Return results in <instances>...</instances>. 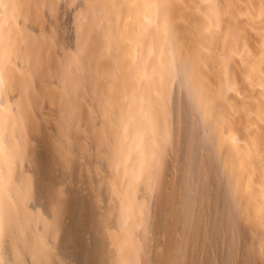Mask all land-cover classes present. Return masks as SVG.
Here are the masks:
<instances>
[{"label": "rangeland", "instance_id": "rangeland-1", "mask_svg": "<svg viewBox=\"0 0 264 264\" xmlns=\"http://www.w3.org/2000/svg\"><path fill=\"white\" fill-rule=\"evenodd\" d=\"M29 1V0H28ZM34 2L33 4V12H32V18H35L33 19V22L36 23L34 24V29H37L35 31V36L37 37V41H36V45L33 43L32 46H34V48L32 47V50L35 52L34 56H36L35 58L38 60H36L37 62L35 63L36 65L33 64V76H36L34 77V81L36 82H33L34 85H43V80L45 81L46 77L45 76H48L46 75V73L44 72V68H43V64L44 65H49L48 66L50 68V74H49V83H52L54 82V84H50V89L52 87V90H50V104H51V112L52 114H54V118L56 119V121L54 120V123L53 124V128L51 131L55 130V128L58 130L61 129L63 131H61L65 136L62 135V137H67V135L69 137V139L67 138H64V139H67L66 141H64V139H62L61 141V138H60V130L57 131V135L54 134V132H50L48 131V129L46 128V125H38L40 127L37 128V125H34L33 124L31 125V123H29V121L27 122L26 121V124H27V128L29 129V132H30V129L32 128V131L31 132H34L36 133V137H38L37 142L39 146L43 147L41 151V155L43 156V159L45 158L44 160V166L46 167L45 170L47 169H54V171H57L59 170L58 173H61V172H64L65 174V171H69L67 172L63 177V173H61L62 177H63V182L66 184H68L67 186L65 184H63V186L65 185V187L63 189H65V193L67 194H64V190L63 192L61 191V193L59 194V196H57V199H56V202H54V204H57V205H54V206H57L55 209H58L59 207V213L56 212L55 210V214H57V216L60 214L61 217H59L60 219H58L57 221L59 222V224H55L56 227H54L55 225H53V228H55L54 230H57L53 233V229L51 230L52 232L50 233L51 236L53 237H57V239H53L52 240V237L49 238L51 242V246H58V247H61L57 250V252L60 253V250L62 251V258L57 254V252L54 254V250H52L53 253H51L48 256L50 258H48V256L46 255L45 258H46V261H44V264H47L46 262H48V264H51L50 261L52 262V264H107L108 262H110L111 260L108 259L109 257H113L112 260H114L115 258H118V255H117V252L118 251V254L121 252V250L124 252V254L122 255V252L120 253L123 258H124V255L127 252V250L129 249V258H127L128 256H126L125 261L124 259L123 262L125 264H156V262H158V264H161V262H165V264H264V235H262V233L264 234V231L262 232V230H264V223L262 225V223H260V219H256L258 221H251L250 219L247 218V207H249L250 203H251V196L249 193H246L245 192V188L242 184L243 181V178H245L244 176L248 177L250 174V167H248L247 171L249 170L248 173H246L247 171H244L243 170H246L244 169V164L247 163V155H245V152L244 149L241 148L240 144H237L236 141H235V144H234V138H232L231 136H236L235 140H242L244 137H246V127L244 125V123L242 121H240L239 118H242L241 116L243 115L244 117V114L246 116V119H248V114L247 112L245 111L246 108H247V111L248 109L251 107H249V105H253L252 100H254V94L251 95L252 91H256L257 89H260V87H264V75L262 73H260L261 71H263L264 73V69H263V63H264V59L260 61V64L257 66V62L259 61H255V66H251L253 63V59L252 57H250V59H246V50L249 49V45H247L245 48L244 46H238V43L239 41H241L242 39L244 40V38L246 39L245 43L243 44V42H239L241 44L239 45H245V44H251V41L249 42V40H247V37L249 36V39H250V35L247 32V29L245 28V26L242 24L243 22L241 21H236V20H241V17H242V12L244 10L247 11L245 13V15L248 16V14L252 15V10L250 9L249 4L246 5V3L248 2H244V1H247V0H243V1H235V0H209V5L208 3L206 5H204V1H202L200 4L201 7H205L207 6V10L209 9V13L207 11V14L209 15V18H210V22L212 25L214 26H210L212 27V29H210L209 31V40L210 41H213L215 40L217 37H220V40L221 42H223L225 40V42L228 41V44H225L224 42L222 44H225L222 45L220 44L221 47L224 46L225 50H221L219 48V51L222 52V54H224L223 56L225 58H227V60H225V64L227 66L224 67V73H225V78L223 77V79H220V82H215L216 83V86L219 87L220 85L224 88H221L219 87L218 89H222L221 91H218V93L220 92L222 95L224 96H219L218 97L221 99H218V102H216L217 100H213L211 101V105L215 108H220L221 112L219 111V109L216 111V114L214 113L213 116L214 117H208L206 116V110L208 109L207 107L208 106H205V102H203L204 98L202 99V95L201 94L199 96V92H195V90L193 91V88H191L189 86V83H188V73H192V74H196L198 73L197 71H193V69H186L184 68V64L182 62H180L179 59H177V57L175 56H172L171 59H169L168 57L167 60L169 59L168 63L165 62L166 64V67L167 66H170L169 68V71H171L173 74H175L176 76H179L180 78L183 77L184 79V82H182L178 87H174L176 88V90L174 88H172V84L169 83V80H167L168 84L166 85L165 82H164V96L161 95L160 98L162 99V103L165 104L162 106L164 107L163 108V116L162 118H160V125L158 126V129L160 128V130H157V134H154L153 131L155 128V120H150L149 122L151 123V125L149 126V130L153 129L151 132H149V134L147 133L146 137H145V144L147 143H150V141H153V144L151 145H154V146H151V145H146L148 146L149 150H152L150 153V155L147 154V159L149 161H151L150 163H152L151 165H149L150 167L146 168L145 169V172L148 171V173H146L147 175H143L145 176L146 178V181L145 178L143 176H137L138 177V180L137 182L139 183L138 186H135L133 187V185H130L129 188L131 189H127V182H125V180H123L122 178L125 177L123 176L124 174L122 173L121 174V171H114L113 168H112V165H111V147L108 146L110 145L109 142V139L107 138V136L105 137L106 133L102 134V130L105 129V127H109L108 129H110V125L111 122L113 123V121L115 120V116L116 115H113L114 114L112 112V109L111 111L110 108L108 106H110V102L109 99L110 97H106L108 95V93H110L109 91L111 90L110 88L113 89V84L107 80V78L105 77V68L104 66L106 67V65L104 64V61L107 59V57L110 56V53L111 51L108 50V45L106 44L105 41H101V42H98L100 40V37H104L105 38V35L104 33H107L106 31V27H111L112 24V18L113 16H111L113 10L112 8H114V3L113 1L116 2V0H30V2ZM51 1V2H50ZM96 3H95V2ZM106 1V2H105ZM110 3H109V2ZM112 1V2H111ZM201 1V0H200ZM223 1V2H221ZM233 1L234 4H231V2ZM241 2V4L238 2ZM74 2V3H73ZM237 4H236V3ZM243 2V3H242ZM50 3L52 5H50ZM55 3V4H54ZM76 3V5H75ZM100 3V4H99ZM102 3V4H101ZM213 3V5H212ZM219 3V4H218ZM222 3V4H221ZM31 4V3H30ZM96 4V5H95ZM98 4V5H97ZM109 6H108V5ZM113 4V5H112ZM216 4V6H215ZM244 4V5H243ZM55 5V6H54ZM228 5L229 7H226V9L224 10V13H226L225 11L226 10H229L226 14L223 13V9L225 8V6ZM234 5V7H233ZM238 5V6H237ZM239 5L241 6L239 8ZM95 6V7H94ZM114 6V7H113ZM214 6V8H213ZM220 6V7H219ZM222 6V7H221ZM224 6V8H223ZM244 6V7H243ZM247 6V7H246ZM37 7V8H36ZM54 7V8H53ZM76 7V8H75ZM92 7V8H91ZM111 7V8H110ZM236 7V9H235ZM94 8V10H93ZM212 8V10H211ZM217 8V9H216ZM223 8V9H222ZM229 8V9H227ZM36 9V11H35ZM96 9V10H95ZM105 9V11H104ZM206 9V7H205ZM221 9L220 11H222V14L220 16V14H218L217 12H219L218 10ZM231 9H233L231 11ZM237 12L238 16H240V19L239 17L235 19L236 22H234V26H233V29L232 31L229 33L227 29H225L226 24H225V18L230 16L228 15V13L231 12V15H232V12L234 11ZM239 9V11H238ZM243 9V10H242ZM246 9V10H245ZM110 10V11H109ZM242 10V11H241ZM96 11V13L94 12ZM211 11V12H210ZM216 11V12H215ZM35 12L37 14H35ZM39 12V13H38ZM102 12V14H101ZM110 12V13H109ZM250 12V13H248ZM34 13V14H33ZM108 13V14H107ZM212 13V15H211ZM248 13V14H247ZM66 14V15H65ZM105 14V15H104ZM109 14L111 16V18L109 17ZM214 14V15H213ZM240 14V15H239ZM244 14V13H243ZM102 15L101 17H98ZM107 15V16H106ZM225 15V16H224ZM84 16V17H83ZM37 17V18H36ZM54 17V18H53ZM103 17V18H102ZM107 17H108V20H107ZM220 17V18H218ZM222 17V18H221ZM224 17V18H223ZM244 17V16H243ZM53 18V20H52ZM101 18V19H100ZM106 18V19H105ZM217 18V19H216ZM48 19V20H47ZM59 19V20H58ZM112 19V20H111ZM258 19V20H257ZM261 19V18H260ZM86 20V21H85ZM99 20V21H98ZM213 20H214V23H213ZM244 19L242 18V21ZM37 21V22H36ZM39 21V22H38ZM46 21V22H45ZM53 21H55L56 23H53ZM219 21V22H218ZM259 22V16L257 15L256 16V22ZM96 22V23H95ZM222 22V23H221ZM224 22V23H223ZM38 23V25H37ZM47 23V24H45ZM59 23V24H58ZM103 23V24H102ZM111 23V24H110ZM168 23V22H165V24ZM236 23V24H235ZM241 23V24H240ZM45 24V25H44ZM94 24V26H93ZM98 24V25H96ZM153 23H150L147 27L148 28H151L150 26H152ZM169 25L170 22L168 23ZM168 24H166L165 28L168 27V29L166 30H170L171 26H167ZM221 24V25H220ZM36 25V26H35ZM58 25V26H57ZM107 25V26H106ZM217 25V26H215ZM220 25V26H219ZM243 25V26H242ZM38 26V27H37ZM55 27L52 28V27ZM155 26V25H154ZM152 26V27H154ZM223 26V28H222ZM225 26V27H224ZM238 26V27H237ZM241 26V30H237V29H240L239 27ZM41 27H44L43 29ZM216 27V29H214ZM57 28V32L55 31ZM94 28V29H93ZM105 28V29H104ZM172 28H173V25H172ZM219 28L222 30L224 29V31H221L222 32V36L226 37V38H222L221 37V32L219 31ZM237 28V29H235ZM41 29V30H40ZM90 29V30H89ZM98 29V30H97ZM101 29V30H100ZM44 30V31H42ZM53 30V31H52ZM105 30V31H103ZM108 30V29H107ZM214 34H213V32ZM216 32H215V31ZM41 31V32H40ZM79 31V32H78ZM100 31V33H99ZM103 31V32H102ZM234 31V32H233ZM239 31L240 32V35H238L239 33L237 32ZM47 32V33H46ZM53 32V33H52ZM55 32V34H54ZM94 32V33H93ZM98 32V33H97ZM166 32H169V31H166ZM212 32V33H210ZM220 32V34H219ZM232 32L234 34H232ZM242 32H245L243 36H241V33ZM45 33V34H44ZM57 33L59 35H57ZM91 33L93 35H91ZM39 34V35H38ZM41 34V35H40ZM49 34V35H48ZM53 34L55 36H53ZM153 32L149 33L148 36H143V39H146L147 37L150 38L152 36ZM166 35H170V32L169 34L165 33ZM208 34V35H209ZM215 35L213 37V35ZM216 34L218 36H216ZM248 34V36L246 37V35ZM47 35V36H45ZM227 35V36H226ZM228 35H230V37L232 36V38H229V40H226L228 39L227 37H229ZM234 35H235V40H234ZM237 35V36H236ZM41 36V37H40ZM46 37V39L44 37ZM51 36H53L51 38ZM59 36V37H58ZM89 36V37H88ZM91 36V37H90ZM96 36V37H94ZM239 36V40H237V37ZM241 36V37H240ZM40 37V38H38ZM48 37V38H47ZM57 37V39H56ZM63 37V38H61ZM99 37V38H98ZM145 37V38H144ZM166 36V38H168ZM211 37V38H210ZM42 38V39H41ZM89 38V39H88ZM96 38V40H95ZM102 38V39H104ZM213 38V39H212ZM222 38V39H221ZM53 39V40H52ZM59 39V40H58ZM99 39V40H98ZM101 39V40H102ZM171 39V37L169 38ZM219 39V38H217ZM232 39V40H231ZM44 40V43L43 41ZM49 40V41H48ZM52 40V42H51ZM57 40V41H56ZM61 40V41H60ZM63 40V41H62ZM65 40V41H64ZM231 40V41H230ZM237 40V41H236ZM251 40V39H250ZM46 41V42H45ZM59 41V42H58ZM170 42H173V40H169ZM234 41V42H233ZM42 42V44H41ZM54 42V44H53ZM169 42V43H170ZM66 43V44H65ZM107 47H106V45ZM40 44V46H39ZM46 44V45H45ZM63 44V46H62ZM88 44V45H87ZM98 46H97V45ZM104 44V45H103ZM172 44V43H170ZM232 45V47H230V45ZM233 44H236V45H233ZM61 47H60V46ZM66 45V47H64ZM95 45V46H94ZM39 46V47H38ZM44 46V47H43ZM56 48H55V47ZM102 46V47H100ZM234 46V47H233ZM43 47V48H42ZM47 47V48H46ZM66 50H64V48ZM100 47V48H99ZM106 47V48H105ZM110 47V46H109ZM226 47H230L231 49H228ZM241 47V49H240ZM243 47V48H242ZM248 47V49H246ZM54 48V49H52ZM58 48V49H57ZM68 48V49H67ZM70 48L71 50L73 51H70ZM222 48V49H224ZM39 49L38 51H35ZM111 49V48H110ZM238 49V50H237ZM47 50V51H46ZM50 50V51H48ZM63 50V51H62ZM92 50L93 53H92ZM109 54H108V52ZM228 50H231L229 51V54H228ZM239 50H243L242 52H239ZM41 51V52H39ZM67 51V52H66ZM70 51V52H69ZM105 51V52H104ZM233 51V52H232ZM235 51V52H234ZM250 50H248L249 52ZM47 52V53H46ZM57 52H59V54H56ZM96 52V53H95ZM224 52V53H223ZM237 52V53H236ZM46 53V54H45ZM72 53V54H71ZM106 53V54H105ZM228 57H227V55ZM235 53V54H234ZM240 54V57L238 56ZM245 53V54H244ZM251 53V52H249ZM248 53V54H249ZM264 53V52H263ZM41 54V55H40ZM53 54V55H51ZM56 54V56H55ZM66 54H69L68 56H66ZM232 54V55H231ZM48 55V56H47ZM63 57H61V56ZM99 55V56H98ZM234 55V58L232 57ZM238 57H237V56ZM47 56V58H46ZM54 58L55 57H58L57 58ZM70 56L72 58H70ZM81 56V57H80ZM86 58H85V57ZM91 56V57H90ZM96 56V57H94ZM104 56V57H103ZM169 56V54H168ZM251 56L250 55H247V58ZM253 56V54H252ZM264 56V54H263ZM43 57V59H42ZM68 57V58H67ZM76 59H75V58ZM102 57V59H101ZM106 57V58H105ZM242 57H243V63L242 64H239V62H242ZM245 57V58H244ZM78 58V59H77ZM93 58V60H92ZM224 58V59H225ZM233 58V59H232ZM239 58V59H238ZM41 59V61H40ZM53 59V60H52ZM81 59V60H80ZM86 62L83 63V61ZM59 60V61H58ZM62 60L65 61V62H61L60 61ZM95 60V61H94ZM238 60V61H237ZM241 60V61H240ZM246 60V61H245ZM252 60V62H251ZM49 61V62H48ZM98 61V62H97ZM232 62V63H229V62ZM47 62V63H45ZM59 62V63H58ZM100 62V64H99ZM106 62V61H105ZM174 62V63H173ZM248 65H246L245 63ZM250 62V64H249ZM263 62V63H261ZM43 63V64H42ZM67 63V64H66ZM69 63V64H68ZM253 63V64H254ZM42 66L39 68L37 65ZM62 64V65H61ZM95 67H94V65ZM169 64V65H168ZM171 64V65H170ZM180 64V65H179ZM224 64V65H225ZM231 66H230V65ZM245 64V66H244ZM61 65V66H60ZM72 67H71V66ZM74 65V66H73ZM82 65V66H81ZM86 67H85V66ZM99 65V66H98ZM178 65V66H177ZM262 67H261V66ZM37 66V68H36ZM60 66V67H59ZM63 66V67H62ZM67 68H66V67ZM79 66V67H78ZM90 66V67H89ZM101 66V67H100ZM183 68H182V67ZM209 67H207L206 65V68L208 70V68H210V64H208ZM229 66V67H228ZM241 66V67H239ZM89 67V68H88ZM177 67V68H176ZM239 67V68H238ZM245 67V68H244ZM257 67L258 70H260V72H255L257 71ZM262 69H261V68ZM43 68V69H42ZM60 68V69H59ZM63 68V69H62ZM83 68V69H81ZM85 68V70H84ZM96 68H99L98 70H96ZM168 68V67H167ZM166 68V69H167ZM228 68V69H227ZM234 68V69H233ZM246 69V71H244V73H242V69ZM260 68V69H259ZM68 69V70H67ZM79 69V70H78ZM91 69V70H90ZM165 69V70H166ZM240 69V70H239ZM256 69V70H255ZM89 70V71H88ZM104 70V72H103ZM163 71V72H168L167 70L166 71ZM190 72H187L189 71ZM231 70V71H230ZM234 72H233V71ZM39 72L38 74L36 72ZM42 71V72H41ZM69 71V72H68ZM78 71V72H77ZM82 72V74L80 72ZM98 73H97V72ZM194 73H193V72ZM241 71V72H240ZM41 72V73H40ZM52 72V73H51ZM89 72V73H88ZM91 72V73H90ZM96 72V73H95ZM170 72V73H171ZM205 72V71H204ZM45 73V76L43 75ZM84 73V74H83ZM93 73V74H92ZM100 73V74H99ZM103 73V74H102ZM210 74V71L208 72ZM231 73V74H230ZM246 73V74H245ZM252 73V74H250ZM54 74V75H53ZM91 74V75H90ZM95 74L97 76H95ZM185 74L187 76H185ZM227 74V75H226ZM235 74V78L233 77ZM243 74V75H242ZM245 74V76H244ZM255 74V75H254ZM41 75V76H40ZM87 75V76H86ZM99 75V77H98ZM248 75V76H247ZM260 77H258V76ZM103 76V77H102ZM40 77V78H38ZM51 77V78H50ZM92 77H96V78H92ZM101 77V78H100ZM230 80H229V78ZM254 77V78H253ZM36 78V79H35ZM83 78V79H82ZM86 78V79H85ZM90 78V79H89ZM100 78V79H98ZM222 78V77H221ZM258 78H259V81H258ZM263 78V79H262ZM41 79V80H39ZM51 79V80H50ZM81 79V80H80ZM89 79V80H88ZM93 81H92V80ZM95 79V81H94ZM228 79V80H227ZM231 79L232 80V83H231ZM256 79V80H255ZM261 79V80H260ZM83 80V81H82ZM85 80V81H84ZM91 80V81H90ZM97 80V81H96ZM101 80V81H100ZM225 80V81H224ZM250 80V81H249ZM39 83H38V82ZM80 81V82H79ZM106 81V82H105ZM187 81V82H186ZM236 81V82H235ZM248 81V82H247ZM261 81V84L262 85H259L258 82ZM63 82V83H62ZM65 82V83H64ZM101 82V83H100ZM104 82V83H103ZM226 83V84H222V83ZM228 82V84H227ZM235 82V83H234ZM238 82V83H237ZM256 82V83H255ZM71 83V84H70ZM73 83V84H72ZM99 83V84H98ZM186 83V84H185ZM218 83V84H217ZM221 83V84H220ZM248 83V84H247ZM260 86H258L257 85ZM94 84V85H93ZM103 84V85H102ZM105 84V85H104ZM108 84V85H107ZM184 84V85H183ZM220 84V85H219ZM237 84V85H236ZM31 84L27 85V93H29V95L27 96H31L30 94L32 93L34 96H40L39 99H42V101H44V99L41 97L43 96L42 92H44V88L41 91L38 92L39 94L38 95H35V91L34 90H38L41 89L40 85L39 86H31L32 88L34 87L35 89L31 90L32 88L30 87ZM55 85V86H54ZM58 85V86H57ZM66 85V86H65ZM99 85V86H98ZM110 85V86H109ZM170 85V86H169ZM172 85V86H171ZM246 85V86H245ZM57 86V88H56ZM76 86V87H75ZM101 86V88H99ZM106 86V88H105ZM109 86V87H108ZM168 86V87H167ZM250 86V87H249ZM256 86V87H255ZM98 87V88H97ZM104 87V88H103ZM170 87V88H169ZM189 87V88H188ZM227 87H228V90H227ZM262 87V89H263ZM30 88V89H28ZM253 88V89H252ZM256 88V89H255ZM76 89V90H75ZM94 89V90H93ZM170 89V90H169ZM187 89V90H186ZM189 89H192V90H189ZM223 89H226L227 92H225V90ZM30 90V91H29ZM58 90V91H57ZM62 90V91H61ZM93 90V91H92ZM97 90V91H96ZM100 90V91H99ZM103 90V91H102ZM115 90V89H114ZM172 91V92H169V91ZM175 90V92H174ZM248 90H250V92H248ZM57 91V92H56ZM61 91V93H60ZM63 91H65L63 93ZM68 91V92H67ZM87 91V92H86ZM92 91V92H91ZM107 91V92H105ZM113 91V90H112ZM111 91V92H112ZM168 91V94L165 93ZM192 91V92H191ZM198 91V90H197ZM237 91V92H236ZM31 92V93H30ZM35 92V93H34ZM57 94H56V93ZM99 92V93H98ZM115 92V91H114ZM179 92V93H177ZM195 92V94H194ZM230 92V93H229ZM59 93V94H58ZM63 93V95H62ZM86 93V94H85ZM96 93V94H94ZM101 93V95H100ZM103 93V94H102ZM113 93V92H112ZM219 93V94H220ZM238 93V94H237ZM251 93V94H250ZM254 93V92H253ZM37 94V93H36ZM56 94V95H55ZM67 94V95H66ZM69 94V95H68ZM176 94V95H175ZM192 94V95H191ZM220 94V95H221ZM88 95V96H86ZM175 95V96H174ZM230 95V96H229ZM38 96V97H39ZM59 96V97H57ZM85 96V98H84ZM193 96V97H192ZM54 97V98H53ZM62 97V98H61ZM94 99H92V98ZM97 97V98H96ZM102 97V98H101ZM105 97V98H104ZM167 98V101L166 99ZM173 97V98H172ZM251 98V100H249L248 98ZM61 98V99H60ZM96 98V99H95ZM99 98V99H98ZM106 98H109L108 101ZM156 98V97H154ZM176 98V99H175ZM39 99L37 101H39ZM103 99V100H101ZM171 99V100H170ZM173 99V100H172ZM202 99V100H201ZM217 99V98H216ZM223 99V100H222ZM248 99V100H246ZM56 100V101H55ZM61 100V101H60ZM87 100V101H86ZM98 100V101H97ZM107 102H105V101ZM111 100V99H110ZM178 100V101H177ZM35 100V106H36V102ZM40 100V102L38 103L37 102V105L41 104L42 102ZM52 101V102H51ZM89 101V102H88ZM92 101V102H91ZM96 101V102H95ZM101 101V102H100ZM105 102V105L103 107V102ZM239 101V102H238ZM252 101V102H251ZM71 102V103H70ZM85 102V103H84ZM91 102V103H90ZM99 105H98V103ZM213 102V103H212ZM214 102H215V105H218V106H214ZM224 102V103H223ZM233 102V103H232ZM238 102V103H237ZM90 105H89V104ZM231 103V104H230ZM241 103V105H240ZM242 103H244L243 105V109L242 108ZM251 103V104H249ZM58 104V106L56 105ZM64 104V105H63ZM93 104V105H92ZM98 106H97V105ZM167 104V105H166ZM169 104V105H168ZM172 104V105H171ZM204 104V105H202ZM247 104V105H246ZM42 107H43V102H42ZM61 105V106H60ZM70 105V106H69ZM95 105V106H94ZM202 105V106H201ZM40 106V105H39ZM37 106V107H39ZM57 106V107H55ZM62 106H67V107H64V109L62 108ZM205 106V107H204ZM235 106V107H234ZM246 106V107H245ZM41 107V106H40ZM41 107V108H42ZM59 107V108H58ZM61 107V108H60ZM90 107V108H89ZM98 107V109L96 108ZM102 107V108H101ZM108 107V108H107ZM212 107V109H213ZM223 107V108H222ZM226 110H225V108ZM234 107V108H233ZM249 107V108H248ZM93 108V109H92ZM105 110L103 112H101V110ZM207 108V109H205ZM228 108H229V111L231 110L232 112H230L232 115L228 117L225 116H222V119H224L223 117H226L224 119V122L225 120H229L227 122H225L228 126V133L229 132H233V134H236V135H231L230 138L229 136L226 135L227 139L225 140V129L222 128L223 125H226V124H222L221 126V120H218L217 121V118H218V114L217 113H223V110H224V113H226L228 111ZM59 109V110H58ZM68 109V110H67ZM96 109V110H95ZM204 109V110H202ZM65 110V111H63ZM67 110V111H66ZM75 110V111H74ZM78 110V111H77ZM94 110V111H93ZM109 111V114L108 111ZM213 110H216V109H213ZM59 111V112H58ZM69 111V112H68ZM226 111V112H225ZM228 111V112H229ZM241 111V112H240ZM93 112H94V115H93ZM99 112V113H97ZM106 112V113H105ZM204 112V113H203ZM245 112V113H244ZM62 113V114H61ZM92 113V114H91ZM96 113V114H95ZM164 113H165V116H164ZM172 113V114H171ZM234 113H236L234 115ZM239 113V114H238ZM68 120H66L65 116ZM91 114V115H90ZM101 114V115H100ZM103 114V115H102ZM105 114V115H104ZM229 114V113H228ZM238 114V115H237ZM242 114V115H240ZM61 115V117L59 118V116ZM63 115V116H62ZM96 115V116H95ZM170 117H169V116ZM180 115V116H179ZM216 115V116H215ZM227 115V114H226ZM234 115V116H233ZM72 116V117H71ZM95 116V117H94ZM103 116V117H102ZM107 116H110V119L109 117ZM74 117V118H73ZM85 117V118H84ZM87 117V118H86ZM101 117L103 118L101 120ZM105 117V118H104ZM172 117V118H171ZM63 118V119H62ZM84 118V119H83ZM95 118V119H94ZM209 118V119H208ZM233 118V120H232ZM237 118V119H236ZM58 119H62L61 121L58 120ZM66 120L64 123L66 124H62L61 122H63V120ZM88 119V120H86ZM105 123L103 120H105ZM110 121L109 122V126L108 125H105L108 123V120ZM114 119V120H113ZM166 119V120H165ZM205 119V120H204ZM213 119V120H212ZM236 119V120H234ZM242 119H245V118H242ZM241 119V120H242ZM82 120V121H81ZM161 120H162V123L164 125H161ZM60 124H58L59 122ZM67 121H70L69 123ZM85 121V122H84ZM91 121V122H90ZM220 121V123H218ZM235 121V122H234ZM244 121V120H243ZM57 122V123H56ZM88 122V123H87ZM97 122V123H96ZM98 122H100L98 124ZM234 122V123H232ZM240 122V123H238ZM83 123V124H82ZM88 125H87V124ZM93 123V124H92ZM149 123V124H150ZM158 123V124H159ZM172 123V124H170ZM174 123V124H173ZM211 123V124H210ZM214 123H217V124H214ZM230 123V124H229ZM57 124V125H56ZM64 126L62 127L61 126ZM69 124V125H68ZM75 124V125H74ZM86 124V126H85ZM92 127H91V125ZM101 124V126H100ZM219 124V125H218ZM236 124L238 126H236ZM243 124V125H242ZM68 125V126H67ZM94 125H97L98 127L95 128ZM211 125V126H210ZM218 125V127H217ZM235 125V126H234ZM31 128H30V127ZM45 126V127H44ZM60 126V127H59ZM68 128H67V127ZM81 126V127H80ZM153 126V128H151ZM161 126L164 127L162 128L163 131H161ZM221 126V127H220ZM230 126V127H229ZM233 126V127H232ZM70 127V128H69ZM90 128V131L91 130H95L94 132L92 131L93 135L91 134V132L88 130ZM210 127V128H209ZM241 128L243 131H241V129H236V128ZM36 128V129H35ZM67 128V130H66ZM81 128V129H80ZM86 128V129H85ZM103 128V129H102ZM218 128V129H217ZM221 128V129H220ZM235 128V129H233ZM244 128V129H243ZM34 129V130H33ZM45 129V131L43 130ZM47 129V130H46ZM70 129V130H69ZM212 129V130H211ZM230 129V130H229ZM76 130V131H75ZM89 132H87V131ZM217 130V131H216ZM232 130V131H231ZM162 132L161 134L159 132ZM218 131L219 134L223 133V135L221 134L220 135H217L218 134ZM236 131V132H235ZM240 135H239V133ZM30 132V133H31ZM44 132V133H43ZM51 133L50 135H55V136H50L49 133ZM217 132V133H216ZM244 132V133H242ZM33 133V134H34ZM41 133V134H39ZM72 134H73V137H72ZM91 134V135H90ZM100 134H102L103 136H101ZM153 136V140L152 139V136ZM230 134V133H229ZM228 134V135H229ZM232 134V133H231ZM245 136L242 137V135ZM41 137H40V136ZM97 135V137H95ZM179 135V136H178ZM182 135V136H180ZM217 135V137H216ZM44 136V137H43ZM51 138H50V137ZM86 136V137H85ZM91 136H94V137H91ZM154 136H157V137H154ZM158 136H161L158 137ZM241 136V138H238ZM59 137V139H56V138ZM76 137V139H75ZM99 137H101L99 139ZM174 137V138H173ZM176 137V138H175ZM42 138V139H40ZM71 138V139H70ZM96 138V139H94ZM156 138V139H155ZM158 138V139H157ZM217 138V139H216ZM220 138V139H219ZM224 138V139H223ZM56 139V140H55ZM216 139V140H215ZM231 141H229V140ZM232 139V140H231ZM49 140V141H48ZM61 141L62 143H60V147L62 145H66L65 148L67 147L66 150L64 151H68L67 154H72L70 155L71 158L73 159H69V155H65V153L62 152V147L61 148H58V143L56 145V141ZM71 140L74 141L71 142ZM78 140V142L76 141ZM81 140V141H80ZM95 140L97 141L95 143ZM101 140H103L101 143H99ZM149 140V141H148ZM156 140V141H155ZM177 140V141H175ZM40 141H42L40 143ZM54 141V143H53ZM83 144H81L80 142ZM160 141V142H159ZM215 141V142H214ZM229 141V142H228ZM44 142V144H43ZM65 142V143H64ZM67 142V143H66ZM147 142V143H146ZM158 144H157V143ZM218 142V143H217ZM222 142V143H220ZM40 143V144H39ZM95 143V144H94ZM225 143V145H224ZM228 143V144H227ZM240 143V142H239ZM53 144V145H52ZM80 144V145H79ZM92 144V145H91ZM97 144V145H96ZM144 144V145H145ZM157 144V145H156ZM160 144V145H159ZM227 144V145H226ZM232 144V145H231ZM52 145V146H51ZM75 145V146H74ZM91 147H90V146ZM95 145V146H94ZM143 145V146H144ZM222 145V146H221ZM229 145V146H228ZM36 146V145H35ZM33 145V151H35V156H37V149H40V147H35ZM58 146V147H57ZM72 146V147H71ZM82 146V147H81ZM87 146V147H86ZM101 146V147H100ZM163 146V147H162ZM96 147V149L94 150V148ZM98 147V148H97ZM106 147V148H104ZM174 147V148H173ZM225 147V148H224ZM236 147V148H235ZM239 147V148H237ZM32 147L30 146L29 150L31 149ZM45 148V151L43 150ZM52 148V149H51ZM69 148V150H68ZM73 148V149H72ZM152 148V149H150ZM155 148V149H153ZM158 148V149H157ZM241 148V149H240ZM36 149V150H34ZM72 149V150H71ZM82 149V150H80ZM154 152V150H156ZM163 149V150H162ZM32 150V149H31ZM101 150V151H100ZM106 150V151H105ZM231 150V152H230ZM243 150V151H241ZM30 152L31 153H33ZM44 151V152H43ZM59 151H61L64 155L63 157L65 156H68L66 157L65 159L61 158L60 160V157L62 155V153H59ZM72 151V152H70ZM98 151V152H97ZM167 151V152H166ZM234 153H233V152ZM48 152V153H47ZM53 152V153H52ZM56 152V153H55ZM109 153V154H108ZM173 153V154H172ZM221 153V154H220ZM45 154V155H44ZM52 154V155H51ZM56 154V155H55ZM59 154H61L59 156ZM153 154V156H152ZM228 154V155H227ZM232 154V156H230ZM242 154V157H244V155L246 156V160H242V157L240 156ZM90 155V156H89ZM110 155V156H109ZM163 155V156H162ZM168 155V156H167ZM219 155V156H218ZM233 155L236 156V158L239 160V162H241L240 160H242V164L238 165L237 161L235 159H233ZM34 156V157H35ZM57 156V157H56ZM98 156V157H97ZM157 156V157H155ZM225 156V157H224ZM228 156V157H227ZM234 156V158H235ZM238 156V157H237ZM47 157V158H46ZM110 157V158H109ZM151 157V158H150ZM162 157V158H161ZM168 157V158H167ZM174 157V158H173ZM91 158V159H90ZM167 158V159H166ZM227 158V159H226ZM240 158V159H239ZM47 159V161H46ZM54 159V160H53ZM56 159H59V160H56ZM69 159V160H67ZM94 159V162L92 161ZM56 160V161H55ZM65 160V161H64ZM71 160V161H70ZM76 160H77V163H76ZM79 160V161H78ZM102 160V161H101ZM104 160V161H103ZM235 160V161H233ZM50 161V162H49ZM60 161H61V164H60ZM74 161V162H73ZM92 161V163H91ZM101 161V162H100ZM108 161V162H107ZM154 161V162H152ZM47 162V163H46ZM54 162V163H53ZM57 164H56V163ZM63 162L65 164H63ZM66 162H68L67 164H70L68 166H70V169L69 167L66 165ZM70 162V163H69ZM104 162V163H103ZM235 162V163H234ZM53 163V164H52ZM73 165H72V164ZM76 163V164H75ZM79 163H81L79 165ZM101 163V164H100ZM46 164V165H45ZM56 164V165H55ZM95 164V165H94ZM155 164V165H154ZM161 164V165H160ZM166 164V165H165ZM236 164L238 166H236ZM58 165H61L60 167H58ZM64 165V166H63ZM67 167H66V166ZM164 165V166H162ZM48 166V168H47ZM71 166L73 168H71ZM89 166V167H88ZM156 166V167H155ZM235 168H234V167ZM242 166L243 169L240 167ZM56 167V168H55ZM63 167V169H62ZM66 167V169H65ZM92 169H91V168ZM100 167V168H99ZM166 167V168H165ZM168 167V168H167ZM237 167H240L242 169V172L241 170L237 169ZM245 167L247 168V166L245 165ZM83 168V169H82ZM153 168H154V171H153ZM161 168V170H160ZM164 168V169H163ZM62 169V170H61ZM72 169V170H71ZM94 169V170H93ZM148 169V170H147ZM187 169V170H186ZM252 169V168H251ZM85 170V171H84ZM102 170V171H101ZM149 170H152L151 172H154V176H150V175H153L151 174V172ZM233 170V171H232ZM237 170V171H236ZM48 171V170H47ZM50 171V172H52ZM53 171V172H54ZM163 171V172H162ZM238 171H240V173H237ZM103 172V173H102ZM116 172V173H114ZM120 172V175H118ZM232 172V173H231ZM253 171L251 170V173ZM49 173V171L47 172ZM69 173V175H68ZM150 173L149 177H148V174ZM231 173V174H230ZM51 174V173H49ZM82 174V175H81ZM87 174V175H86ZM96 174V175H95ZM106 174V175H105ZM113 174H116L117 175V184H118V189L117 190H111L109 189L108 185L106 184L107 183V180L109 178H111L112 176H114ZM137 174V173H136ZM162 174V175H161ZM166 174V175H165ZM238 175V174H242L243 176L242 179L240 176H235V175ZM247 174V175H246ZM66 175H67V180H66ZM100 175V176H99ZM137 175H140L139 173ZM175 175V176H174ZM201 175V176H200ZM104 178H103V177ZM163 176V177H162ZM167 176V177H166ZM234 176V177H233ZM252 176V174L250 175ZM83 177V178H82ZM119 177V178H118ZM137 177L135 179H137ZM160 177V178H159ZM162 177V178H161ZM238 177V179H237ZM240 177V179H239ZM87 178V179H86ZM91 178V179H90ZM100 178V179H99ZM106 178V179H105ZM144 178V179H143ZM147 178H150V179H147ZM154 178V179H153ZM167 178V179H166ZM236 178V179H234ZM93 179V180H92ZM98 179V182H96ZM105 179V180H104ZM116 179V180H117ZM119 179H120V182H119ZM134 179V181H136ZM158 179H161V180H158ZM164 179V180H163ZM67 182H66V181ZM72 180V181H71ZM106 182H104V181ZM142 180V181H141ZM150 180L152 181L151 183ZM163 180V181H162ZM236 180H239V181H236ZM241 180V181H240ZM71 181V182H70ZM81 181V182H80ZM91 181V182H90ZM95 181V182H94ZM123 181V182H122ZM127 181V179H126ZM144 181V182H143ZM236 181V182H235ZM70 182V183H69ZM103 183V184H100V183ZM125 182V183H124ZM148 182V183H146ZM160 182V183H159ZM169 182V183H168ZM75 183V184H74ZM132 183H135V182H132ZM131 183V184H132ZM136 183V185L138 184ZM144 183V184H143ZM165 183V184H163ZM181 183V184H180ZM239 183V184H238ZM259 184H257L258 186H256V189H258V187H260V189H258L260 192H263V189H264V182L260 181ZM263 183V184H262ZM73 184H74V187H73ZM122 184H125L126 188L124 190H128L127 192L129 193L130 192V195L128 196V193L126 192L127 196H128V199L130 201V203H135L134 205L137 206V209L135 207V211L134 209L131 207H128L127 206L125 207L124 205H127L129 203V201H125L124 200V191L121 189H123L122 187L124 185ZM143 186H142V185ZM148 184V185H147ZM193 184V185H192ZM261 184H262V187H261ZM78 185V186H77ZM99 185V186H97ZM107 185V186H106ZM147 186V187H144ZM165 185V187H163ZM97 186V187H96ZM102 186V187H101ZM72 187V188H71ZM77 187V188H76ZM121 189H120V188ZM144 187V188H142ZM152 187V188H151ZM157 187V188H156ZM69 188V189H68ZM104 188V189H102ZM108 188V189H107ZM148 189L147 192H145V189ZM161 188V189H160ZM68 189V191H67ZM120 189V191H119ZM138 189V190H137ZM141 189V190H140ZM239 189H242V190H239ZM106 190V192H105ZM109 190V192H108ZM137 192H136V191ZM170 190V191H169ZM239 190V191H238ZM257 190V192H258ZM116 191H119V193H117ZM132 191V192H131ZM141 191V192H140ZM144 191V193H143ZM152 191V192H151ZM164 191V192H163ZM167 191V192H166ZM238 191V192H237ZM242 191V192H241ZM70 192V193H69ZM79 192V193H78ZM85 192V193H83ZM87 192V193H86ZM94 192V193H93ZM162 194H161V193ZM72 193V194H71ZM83 193V196L81 195ZM112 193V194H110ZM116 196H115V194ZM140 195H138V194ZM143 193V194H142ZM146 193L145 196H143L144 194ZM148 193V195H147ZM242 193H243V196H242ZM63 194V196H62ZM79 194V195H78ZM105 194V195H104ZM108 194L110 195V199H109V196ZM122 194V195H121ZM133 196H132V195ZM263 196H264V192L262 193ZM81 195V196H80ZM85 195V196H84ZM246 195V196H245ZM68 196V197H67ZM87 196V197H86ZM93 196V197H92ZM119 196V197H118ZM138 196V197H137ZM151 196V197H150ZM159 196V197H158ZM66 197V198H65ZM89 197V198H88ZM113 197V199H112ZM116 197L118 199V201L114 198ZM130 197V198H129ZM145 200H144V198ZM147 197V198H146ZM164 197V198H163ZM242 197V198H241ZM248 197V198H247ZM60 198V199H59ZM70 198V200H69ZM84 198V199H83ZM100 198V199H99ZM140 198H142L140 200ZM65 199V200H64ZM87 199V200H86ZM91 199V200H89ZM93 199V200H92ZM95 199V201H94ZM135 199V200H134ZM139 199V200H138ZM164 199V200H163ZM61 200V202H60ZM64 202H63V201ZM97 200V201H96ZM101 200V201H100ZM116 200V201H115ZM120 200V202H119ZM138 200V201H137ZM144 200V201H142ZM242 202H240V201ZM70 201V202H69ZM84 203H83V202ZM88 201V202H87ZM93 201V203L91 202ZM132 201V202H131ZM134 201V202H133ZM59 204H58V203ZM68 202V203H67ZM95 202V203H94ZM97 202V203H96ZM100 202V203H98ZM111 202L113 204H118V206L120 205L121 203V207L117 206V205H113L111 206ZM118 202V203H117ZM127 202V203H125ZM141 202V203H140ZM157 202V203H156ZM178 202V203H177ZM193 202V203H192ZM244 202V203H243ZM65 203L66 207L68 208H65V206H63ZM81 203L83 205H81ZM106 203V204H105ZM128 204L131 205V204ZM143 203V204H142ZM170 203V204H169ZM177 203V205H176ZM207 203V204H206ZM61 204V205H60ZM63 204V205H62ZM69 204V205H68ZM90 204V205H88ZM93 204V205H92ZM97 204V205H96ZM159 204V205H158ZM87 205V206H86ZM96 205V207L94 206ZM104 205V206H103ZM106 205L108 207H106ZM133 205V204H132ZM133 205V206H134ZM155 205H157L155 207ZM61 206V207H60ZM70 206V207H69ZM73 206V207H72ZM159 206V207H158ZM245 206H247L246 208H244ZM100 207V208H99ZM111 207V208H110ZM81 208V209H80ZM113 208V209H112ZM162 208V209H161ZM173 208V209H172ZM244 208V209H243ZM60 209H63V210H60ZM80 209V210H79ZM86 209V210H85ZM89 209V210H88ZM97 209V210H96ZM106 209V210H105ZM108 209V210H107ZM112 209V210H111ZM115 209V211H113ZM118 211H117V210ZM128 209V210H127ZM132 211H131V210ZM161 211H160V210ZM243 209V210H242ZM82 210V211H81ZM85 210V211H84ZM99 210V211H98ZM175 210V211H174ZM58 211V210H57ZM63 211V212H62ZM66 211V212H65ZM81 211V213H80ZM89 211H93L92 212H89ZM103 211V212H102ZM107 211V212H106ZM117 211V212H116ZM123 211V212H122ZM129 211V216L126 214V212ZM137 211V212H136ZM215 211V212H214ZM75 212V213H74ZM84 212V213H83ZM88 212V213H87ZM111 212L112 213V216L111 214L109 213ZM189 212V213H188ZM245 212V213H244ZM101 215H100V214ZM115 213V215H114ZM140 216V219L139 217H137V215ZM143 213V214H142ZM146 213V214H145ZM195 213V214H194ZM65 214V215H64ZM86 214V215H85ZM110 214V215H109ZM117 214V215H116ZM119 214V215H118ZM121 214V215H120ZM128 216V217H125L124 215ZM168 214V215H167ZM222 214V215H221ZM246 214V215H245ZM78 215V216H77ZM91 215V216H90ZM94 215L95 218L92 216ZM107 215V216H106ZM143 215V217H141ZM185 215V216H184ZM263 213L261 214L260 218L263 217L262 216ZM56 216V215H55ZM69 216V218H67ZM57 217V218H58ZM75 217V218H73ZM78 217V218H77ZM112 217V218H111ZM125 217V218H124ZM66 218V219H65ZM86 218V219H85ZM94 218V219H93ZM97 218V220H96ZM100 218V219H99ZM130 218V220L127 219ZM147 218V219H146ZM264 218V217H263ZM262 218V219H263ZM62 219L61 223H60V220ZM64 219V220H63ZM68 219V220H67ZM71 222H70V220ZM81 221H79V220ZM123 219V220H122ZM199 219V220H198ZM248 219V220H247ZM261 219V220H262ZM76 220V222H75ZM89 220V221H88ZM103 220V221H102ZM107 220V221H106ZM127 220V221H126ZM132 220V222H131ZM160 220V221H159ZM178 220V221H177ZM211 220V221H210ZM64 221V222H63ZM68 221V222H67ZM88 221V222H87ZM105 221V225H103ZM111 221V222H110ZM117 221V222H115ZM123 221V222H122ZM129 221V222H128ZM139 221V222H138ZM250 221V223H249ZM57 222V223H58ZM78 222V223H77ZM107 222V223H106ZM135 222V223H134ZM148 222V223H147ZM202 222V223H201ZM256 223L257 226H256V229L258 230H255V228L253 227L254 225L252 224ZM264 222V221H263ZM56 223V222H55ZM65 223V224H64ZM68 223V224H67ZM70 223V224H69ZM102 223V224H101ZM111 223V225H110ZM119 223V224H118ZM127 223V224H126ZM129 223H132V226L129 224ZM134 223V224H133ZM142 223V224H141ZM260 223V224H259ZM73 226H72V225ZM77 224V225H76ZM114 224V225H113ZM122 224V225H121ZM124 224V225H123ZM153 224V225H152ZM158 224V225H157ZM169 224V225H168ZM247 224V225H246ZM250 224V225H249ZM252 224V225H251ZM59 225V226H58ZM63 227H62V226ZM66 225V226H65ZM75 225V226H74ZM84 225V226H83ZM89 225V226H88ZM117 225V226H116ZM131 227H130V226ZM142 225V226H140ZM224 225V226H223ZM58 226V227H57ZM61 226V227H60ZM68 226V227H67ZM95 226V227H94ZM99 226V228H97ZM102 226V227H101ZM124 228L121 230V228ZM127 226V227H126ZM134 226V227H133ZM137 226V227H136ZM140 226V227H139ZM150 226V227H149ZM247 226V228H246ZM87 227V228H86ZM104 227H107V230L105 232V230L103 231L102 228ZM119 228V231L121 230L123 233L127 232L128 230V234L125 235V237L123 236V233L120 231L122 237L124 238H127L129 237L128 235H130V237L132 236V242L130 243L131 240H128L130 238H127L125 239L126 240V243L128 244V242L130 243V246L127 245V247L129 246L130 248H126V249H123L122 247L125 246V244L123 245L122 244V240H119V244L120 245H123L119 250V249H113L115 246V248H117V244L115 243V240L116 238H120L121 235L118 234L117 232V228ZM63 228L62 230H59ZM66 228V229H65ZM69 228V229H68ZM97 228V229H96ZM103 232H105L108 236V238L110 239H105L104 238L106 237L105 234L103 236V232L101 231V229ZM115 228V229H114ZM133 228V230H132ZM217 228V229H216ZM253 228V229H252ZM259 228V229H258ZM263 228V229H261ZM51 229V228H50ZM65 229V231H64ZM89 229V230H88ZM93 229V231H92ZM109 229V230H108ZM111 229V230H110ZM131 229V230H130ZM252 229V230H251ZM135 230V231H134ZM137 230H139L140 232H138ZM149 232H148V231ZM171 230V231H170ZM250 230V231H249ZM260 230V231H259ZM60 231V232H59ZM62 231H64L62 233ZM70 231V232H69ZM97 231V232H96ZM116 231V232H115ZM133 231V232H132ZM151 231V232H150ZM186 234H185V232ZM194 231V232H193ZM254 231V232H253ZM57 232V234H56ZM66 232V233H65ZM85 232V233H84ZM109 232V233H108ZM130 232V233H129ZM138 232V233H137ZM163 232V233H162ZM188 232V233H187ZM200 232V233H199ZM205 232V233H204ZM252 232V233H251ZM260 234L261 232V236L258 234ZM66 235H65V234ZM95 233V234H94ZM116 233V234H115ZM134 233V234H133ZM151 233V234H150ZM208 233V234H207ZM49 234V233H48ZM59 234V235H58ZM69 234V235H68ZM91 234V235H89ZM94 234V236H93ZM126 234V233H125ZM136 234V235H135ZM140 234V235H139ZM63 236L62 238H66L63 240L61 238V236ZM65 235V236H64ZM147 237H146V236ZM172 237H170V236ZM189 235V236H188ZM223 235V236H222ZM59 236V237H58ZM69 236V238H68ZM104 238H103V237ZM112 236V237H111ZM118 236V237H117ZM156 236V237H155ZM166 236V237H165ZM263 236V237H262ZM93 237V238H92ZM97 237V238H96ZM100 237V238H99ZM113 237H116V238H113ZM121 239H124L122 238ZM59 238V239H58ZM60 238L62 240H60ZM95 238V239H94ZM113 238V240H112ZM93 241H92V240ZM100 239V240H99ZM136 239V240H135ZM152 239V240H151ZM157 239V240H156ZM261 239V240H260ZM62 241V244L60 243V241L57 243V244H54L56 243V241ZM90 240V241H89ZM124 240V241H125ZM134 240V241H133ZM141 242H140V241ZM154 240V241H153ZM194 240V241H193ZM65 241V243H64ZM69 241V242H68ZM137 241V243H136ZM149 241V242H148ZM188 241V242H187ZM203 241V242H202ZM85 242V243H84ZM90 243V246H89V243ZM94 244H93V243ZM110 242V244H109ZM115 245H114V243ZM153 242V243H152ZM158 244H156V243ZM160 242V243H159ZM165 242V243H164ZM168 242V243H167ZM170 242V243H169ZM112 243V244H111ZM118 243V242H117ZM61 244V245H60ZM92 244V245H91ZM98 246H97V245ZM107 244V245H106ZM138 244V245H137ZM188 244V245H187ZM67 245V246H66ZM103 245V246H102ZM112 247L109 248V246ZM136 245V246H135ZM141 245V246H140ZM94 248H97V249H94ZM97 246V247H96ZM150 246V247H149ZM92 247V249H91ZM126 247V246H125ZM124 247V248H125ZM132 247V248H131ZM137 247V248H136ZM142 247L141 251L138 250V248ZM148 247V248H147ZM153 247V248H152ZM157 247V248H156ZM162 247V249H161ZM186 247V248H185ZM54 248V247H53ZM64 248V249H63ZM99 248L102 250H100V254L97 253V250L99 251ZM106 248V250H104ZM108 248V249H107ZM151 248V249H150ZM156 248V249H155ZM167 248H168V251H167ZM174 249V251H172V249ZM70 249V250H69ZM79 249V250H78ZM164 249V250H163ZM66 250V251H65ZM88 250V251H87ZM109 250V251H108ZM115 250V253L114 251ZM138 250V254L136 253ZM160 250V251H159ZM221 250V251H220ZM96 251V253H95ZM108 251V252H106ZM120 251V252H119ZM126 251V253H125ZM166 253V256H168L167 258L168 259H165V254L164 252ZM173 253H172V252ZM211 251V252H210ZM263 251V252H262ZM81 252V253H80ZM89 252V253H88ZM104 252V253H103ZM110 252V253H109ZM113 252V253H111ZM139 252L141 254H139ZM152 252V253H151ZM154 252L158 253L156 254V258L154 255ZM171 252V253H170ZM260 252V253H259ZM67 253V254H66ZM76 256H75V254ZM93 253V254H92ZM103 253V254H102ZM108 253V254H106ZM161 253V254H160ZM164 255H163V254ZM187 253V254H186ZM263 253V254H262ZM53 254V255H52ZM61 254V253H60ZM61 254V255H62ZM86 254L87 256L85 257ZM98 254V255H97ZM102 254V255H101ZM109 254H111L109 256ZM114 254V255H113ZM136 254V255H135ZM92 255V256H91ZM101 255V256H100ZM105 255V256H104ZM107 255V256H106ZM117 255V256H116ZM151 255V256H150ZM158 255V256H157ZM161 255V256H160ZM172 255V256H171ZM56 256L54 259L52 257ZM82 256V257H81ZM104 256L107 260H109L107 263L106 261L104 260ZM116 256V257H115ZM143 256V257H142ZM171 256V257H169ZM62 259H60V258ZM69 257V258H68ZM96 257V258H95ZM115 257V258H114ZM121 256H119L120 258ZM135 257V258H134ZM140 257V258H139ZM161 257H165V258H161ZM174 257V259H173ZM179 257V258H178ZM47 258L49 259L47 261ZM68 258V259H67ZM89 258V259H88ZM155 258V259H154ZM160 258L162 261H160ZM182 260H181V259ZM52 259V260H50ZM60 261L58 263V260ZM92 259V260H91ZM137 259V260H136ZM158 259V261H156ZM165 259V260H163ZM56 260V261H55ZM70 260V261H69ZM127 260V262H126ZM130 260V261H129ZM132 260H134L133 262H131ZM143 260V262L141 261ZM154 260V262H153ZM168 260V261H167ZM173 260V261H171ZM222 260V261H221ZM54 261V262H53ZM99 261V262H98ZM104 261V262H103ZM179 261V262H178ZM192 261V262H191ZM65 262V263H64ZM70 262V263H69ZM151 262V263H149ZM160 262V263H159ZM226 262V263H225ZM111 263V262H110ZM164 264V263H163Z\"/></svg>", "mask_w": 264, "mask_h": 264}, {"label": "bare ground", "instance_id": "bare-ground-1", "mask_svg": "<svg viewBox=\"0 0 264 264\" xmlns=\"http://www.w3.org/2000/svg\"><path fill=\"white\" fill-rule=\"evenodd\" d=\"M35 1V0H34ZM99 1V0H98ZM103 1V0H102ZM113 1V0H112ZM111 1V2H112ZM204 1V5H206L208 3H211L209 2V0H116L113 1L114 3V8H112L113 12L111 14V16H113V22L111 25V27H106V31L107 33H104L105 35V38L102 36L100 37V40L98 42H103L105 41L106 44L108 45V50L111 51L110 53V56L107 57V59L104 61V64L106 65V67L104 66L105 68V77L107 78L108 81H110L112 84H113V89L110 88L111 90L109 91L110 93H108V95L106 97H110L109 98H106L107 101L109 99L110 102V106H108L110 108L109 111H111L112 109V112L114 114L113 115H116L115 117V120L113 121V123L111 122L112 125L109 124V120H108V123L105 124V125H110V129H108L109 127H105V129H103L102 131V134L106 133L105 137L107 136V138L109 139V144L108 146L111 147V165H112V168L114 171H121V174L123 173L125 177L122 178L123 180H125V182H127V189H131L129 188L130 185H134L135 186H138L139 183L137 182L138 180V177L139 176H143V175H147L146 173H148V171L145 172V169L150 167L149 165H151L152 163H150L151 161H149L147 158V154L149 152H151L152 150H149L148 146L153 144V141H150V143H147L145 144V137L147 135V133L149 134V132H151L153 129V133L154 134H157V130H160V128L158 129V126L160 125V118H162L163 116V106H162V99L160 98L161 95H165L164 94V82L165 84L167 82V80H169V83L172 84V88L174 87H178L182 82H184V79L183 77L180 78L179 76H176L175 74H173L171 71H169V67L170 66H167L166 67V64L165 62L168 63L169 59L172 58V56H176L177 59L180 60V62H182L184 64V68L186 69H193V71H197L198 73L196 74H192V73H188V76L185 74V76H187L188 78V83H189V86L191 88H193V91L195 90V92H199V96L201 94H203L202 96V99L204 98L203 102H205V106H208L206 110V116L208 117H214L213 114L215 113L216 114V111L219 109V111L221 110L220 108H215L211 105V101L213 100H217L216 102H218V99H220L218 97V95L221 97V96H224L222 95L220 92V94L218 93V91H221L220 89H218L221 85V83L219 84L220 86L217 87L216 86V83L215 82H220V79H223V77L225 76V72L224 73V67L227 66L225 64V60H227V58H225L226 56L224 54H222V52L219 51V48L221 47L220 44H222L223 42L225 44H228V41L225 42V40L223 42H221L220 40V37H217L219 39H215L213 41H210L209 40V31L210 29H212V27H210L212 24V22L210 21V18H209V15L207 14V11L209 13V9L207 10V6L206 9L205 7H201L200 4H202L201 2ZM220 1V0H219ZM235 1H238V0H235ZM240 1H243V0H240ZM238 2V4L241 2ZM36 2V1H35ZM48 2V0H47ZM51 2V1H50ZM95 2V1H94ZM106 2V1H105ZM109 2V1H108ZM223 2V1H221ZM247 4V6L250 7V9L252 10V15L248 14L245 15V13L247 11L242 12V17H241V20H236V21H241L243 22L242 24L245 26V28L247 29V32L249 35H250V39H249V36L248 34L246 35L247 37V40H249V42L251 41V44H244V42L246 41V39L244 38L243 35H245L244 33L245 32H242L241 33V36H243L244 40L242 39L241 41L243 42L242 45H239L241 43H236L238 44V46H244V48L249 45V49L248 47L246 49L250 50L249 53L248 50H246V59H250V57H252L253 59V63L256 61H259L257 62V66L260 64V61L264 59V56H263V52H264V0H247V1H244ZM31 3V4H30ZM49 3V2H48ZM74 3V2H73ZM96 3V2H95ZM110 3V2H109ZM236 3V2H235ZM243 3V2H242ZM33 4L34 2H30V0H0V264H44V261H46V258L45 256L49 253V255L52 252V250H54V254L59 251L57 249L58 246H51V242L53 239H57V237L55 236H51V230L55 229L53 228V225L55 224H59V220L60 219L59 217L60 214L57 216V214L60 212L59 211V207L58 209H55L57 206H54V205H57V204H54V202H56V199H57V196H59V194L61 193V191L63 192L64 190V194H66L65 192V189H63L65 187V185L67 186L68 184L64 183L63 182V177H65L64 175L69 172L66 170L62 169L65 171V174L64 172H61L63 173V177L61 175V173H58L59 170L57 171H52V169H47L49 171V173H47L48 171L45 170V166H44V160L45 158L43 159V154L41 155V151L42 148L46 145H44L43 147L37 145L38 142L36 139H38V137H36V133L34 132H31L32 131V128L30 129V132H29V129L27 128V124H26V121L29 123H31V125L33 124L34 125H37V128L40 127L38 125H46V128L48 129V131L50 132H54L56 131L57 129L55 128V130L51 131L52 128H53V124L54 123V120L56 121V119L54 118V114H52L51 112V104H50V90H52V87L50 89V84L52 83H49V74H50V68L48 65H44L43 63V68H44V72L46 73V75L48 76H45V73L43 74L46 79L45 81L43 80V84L44 86L40 85L41 89L38 90H34L35 92V95H38L39 91L42 90L44 88V92H42L43 96H41L44 101H42V99H39L40 96H34L31 92V96H27L29 95V93H27V85L31 84V86L34 85L33 82L34 81V77L36 76H33V64L36 65L35 63L38 61L37 59L40 57L37 58L36 56H34L35 52L32 50V47L34 48V46H32V44L36 43V39L37 37L35 36V31L38 29H34V23L33 22V19L35 18H32V12H33ZM53 4V3H52ZM50 3V5H52ZM55 4V3H54ZM100 4V3H99ZM102 4V3H101ZM219 4V3H218ZM222 4V3H221ZM231 4H234L233 1L231 2ZM237 4V3H236ZM76 5V3H75ZM96 5V4H95ZM98 5V4H97ZM108 5V4H107ZM113 5V4H112ZM213 5V3H212ZM244 5V4H243ZM55 6V5H54ZM109 6V5H108ZM216 6V4H215ZM238 6V5H237ZM246 6V7H247ZM95 7V6H94ZM210 7V5H209ZM220 7V6H219ZM222 7V6H221ZM226 7H229L228 5L223 6V13H224V10L226 9ZM234 7V5H233ZM241 6L239 5V8ZM244 7V6H243ZM37 8V7H36ZM54 8V7H53ZM76 8V7H75ZM92 8V7H91ZM111 8V7H110ZM214 8V6H213ZM217 9V8H216ZM229 9V8H227ZM236 9V7H235ZM232 12V15H231V12L228 13V17H226L224 20L225 24L227 27H225V29L228 30V32L230 33L233 29V26H234V22L236 17L240 19V16H238L237 12L235 11ZM94 10V8H93ZM96 10V9H95ZM207 10V11H206ZM212 10V8H211ZM221 9H219L217 12L218 14H222V11H220ZM233 9H231L232 11ZM241 10V11H242ZM246 10V9H245ZM36 11V9H35ZM105 11V9H104ZM110 11V10H109ZM229 10H226L225 12L227 13ZM239 11V9H238ZM96 13V11H94ZM106 12V11H105ZM211 12V11H210ZM216 12V11H215ZM39 13V12H38ZM110 13V12H109ZM224 13V14H226ZM244 13V14H243ZM34 14V13H33ZM35 14H37L35 12ZM102 14V12H101ZM108 14V13H107ZM66 15V14H65ZM105 15V14H104ZM212 15V13H211ZM214 15V14H213ZM240 15V14H239ZM259 16V22L257 21L256 22V16ZM102 15L98 16V17H101ZM107 16V15H106ZM110 14H109V17L111 18ZM225 16V15H224ZM244 16V17H243ZM84 17V16H83ZM37 18V17H36ZM54 18V17H53ZM52 18V20H53ZM103 18V17H102ZM220 18V17H218ZM222 18V17H221ZM224 18V17H223ZM242 18L244 19L242 21ZM261 18V19H260ZM101 19V18H100ZM106 19V18H105ZM217 19V18H216ZM36 20V19H35ZM48 20V19H47ZM59 20V19H58ZM107 20H108V17H107ZM258 20V19H257ZM86 21V20H85ZM99 21V20H98ZM37 22V21H36ZM39 22V21H38ZM46 22V21H45ZM165 22H170L171 25L168 24L167 26H171L170 30H166L168 29V27L165 28L166 24ZM211 22V23H210ZM219 22V21H218ZM223 22V23H224ZM34 23V24H33ZM53 23H56L55 21H53ZM96 23V22H95ZM150 23H153L152 26H150L151 28H148L147 26L150 24ZM213 23H214V20H213ZM222 23V22H221ZM47 24V23H45ZM44 24V25H45ZM59 24V23H58ZM103 24V23H102ZM111 24V23H110ZM236 24V23H235ZM241 24V23H240ZM38 25V23H37ZM98 25V24H96ZM165 25V26H164ZM172 25H173V28H172ZM221 25V24H220ZM219 25V26H220ZM242 25V26H243ZM36 26V25H35ZM58 26V25H57ZM94 26V24H93ZM99 26V25H98ZM107 26V25H106ZM214 26V25H212ZM217 26V25H215ZM38 27V26H37ZM52 27V26H51ZM100 27V26H99ZM218 27V26H217ZM238 27V26H237ZM42 29L44 27H41ZM55 29V27H52ZM223 28V26H222ZM240 29H237V30H241V26L239 27ZM94 29V28H93ZM105 29V28H104ZM108 29V30H107ZM216 29V27L214 28ZM41 30V29H40ZM90 30V29H89ZM98 30V29H97ZM101 30V29H100ZM243 30V29H242ZM241 30V31H242ZM44 31V30H42ZM53 31V30H52ZM56 32L58 31L57 28L55 30ZM105 31V30H103ZM102 31V32H103ZM166 31H169L170 32V35L168 37V35H166L165 33L169 34V32H166ZM215 31V30H214ZM219 31H224V29H220L219 28ZM41 32V31H40ZM79 32V31H78ZM153 32L152 36L150 38H146V39H143V36H148L149 33ZM213 32V30H212ZM210 32V33H212ZM216 32V31H215ZM219 32V34H220ZM234 32V31H233ZM232 32V34H234ZM237 32V31H236ZM47 33V32H46ZM53 33V32H52ZM94 33V32H93ZM98 33V32H97ZM100 33V31H99ZM237 33H239L238 35H240V32L238 31ZM45 34V33H44ZM55 34V32H54ZM53 34V36H55ZM209 34V35H208ZM214 34V32H213ZM212 34V35H213ZM39 35V34H38ZM41 35V34H40ZM49 35V34H48ZM57 35H59L57 33ZM91 35H93L91 33ZM222 32H221V37L222 38H226L224 36H222ZM47 36V35H45ZM51 36V38L53 37ZM166 36L168 38H166ZM215 35H213L214 37ZM216 36H218L216 34ZM227 36V35H226ZM229 37H227L228 39L226 40H229V38H232V36L230 37V35H228ZM237 36V35H236ZM240 36V37H241ZM41 37V36H40ZM38 37V38H40ZM44 37V36H42ZM59 37V36H58ZM89 37V36H88ZM91 37V36H90ZM96 37V36H94ZM171 37V39H169ZM46 39V37H44ZM48 38V37H47ZM63 38V37H61ZM99 38V37H98ZM104 38V39H102ZM145 38V37H144ZM211 38V37H210ZM221 38V39H222ZM42 39V38H41ZM57 39V37H56ZM89 39V38H88ZM102 39V40H101ZM213 39V38H212ZM235 35H234V40H235ZM53 40V39H52ZM51 40V42H52ZM59 40V39H58ZM96 40V38H95ZM169 40H173V42H170ZM232 40V39H231ZM230 40V41H231ZM237 40H239V36L237 37ZM236 40V41H237ZM43 43H44V40H42ZM49 41V40H48ZM57 41V40H56ZM61 41V40H60ZM63 41V40H62ZM65 41V40H64ZM46 42V41H45ZM59 42V41H58ZM172 44H170V43ZM234 42V41H233ZM38 43V41H37ZM247 43V42H245ZM42 44V42H41ZM54 44V42H53ZM66 44V43H65ZM105 44V43H104ZM103 44V45H104ZM105 44V45H106ZM225 44H222L225 46ZM236 44H233V45H236ZM36 45V44H35ZM46 45V44H45ZM88 45V44H87ZM97 45V44H96ZM106 45V47H107ZM230 45V44H229ZM40 46V44H39ZM38 46V47H39ZM60 46V45H59ZM63 46V44H62ZM95 46V45H94ZM98 46V45H97ZM110 46V47H109ZM221 47L220 49L223 51L225 50V48ZM44 47V46H43ZM42 47V48H43ZM55 47V46H54ZM61 47V46H60ZM66 47V45L64 46ZM63 47V48H64ZM102 47V46H100ZM99 47V48H100ZM105 47V48H106ZM230 47H232V45H230ZM230 47H226L228 49H231ZM234 47V46H233ZM47 48V47H46ZM56 48V47H55ZM111 48V49H110ZM224 48V49H222ZM243 48V47H242ZM54 49V48H52ZM58 49V48H57ZM68 49V48H67ZM239 49V47H238ZM237 49V50H238ZM241 49V47H240ZM39 49L35 50V51H38ZM64 50H66L64 48ZM107 50V52H108ZM47 51V50H46ZM50 51V50H48ZM63 51V50H62ZM70 51L71 48H70ZM69 51V52H70ZM94 50H92V53H93ZM226 51V50H225ZM229 51L231 50H228V54H229ZM243 50H239V52H242ZM41 52V51H39ZM67 52V51H66ZM73 52V51H72ZM105 52V51H104ZM233 52V51H232ZM235 52V51H234ZM47 53V52H46ZM45 53V54H46ZM96 53V52H95ZM224 53V52H223ZM237 53V52H236ZM249 53V54H248ZM56 54H59V52H57ZM55 54V56H56ZM72 54V53H71ZM106 54V53H105ZM109 54V52H108ZM169 54V56H168ZM226 54V53H225ZM235 54V53H234ZM239 54V53H238ZM241 54V53H240ZM240 54L238 55L240 57ZM245 54V53H244ZM248 58H247V55H250ZM253 54V56H252ZM41 55V54H40ZM53 55V54H51ZM69 54H66V56H68ZM225 57H224V56ZM227 55V54H226ZM230 55V54H229ZM232 55V54H231ZM48 56V55H47ZM46 56V58H47ZM61 56V55H60ZM99 56V55H98ZM171 56V57H170ZM174 56V57H175ZM237 56V55H236ZM237 56V57H238ZM37 59H36V58ZM59 57V56H58ZM58 57H55L58 59ZM63 57V56H61ZM81 57V56H80ZM85 57V56H84ZM91 57V56H90ZM96 57V56H94ZM104 57V56H103ZM166 57H170L168 60ZM228 57V55H227ZM234 58V55L232 56ZM244 57V58H245ZM54 58V56H53ZM54 58V59H55ZM68 58V57H67ZM70 58H72L70 56ZM75 58V57H74ZM86 58V57H85ZM97 58V57H96ZM106 58V57H105ZM225 58V59H224ZM232 58V59H233ZM241 58V57H240ZM37 61H36V60ZM43 59V57H42ZM76 59V58H75ZM78 59V58H77ZM102 59V57H101ZM239 59V58H238ZM53 60V59H52ZM81 60V59H80ZM93 60V58H92ZM41 61V59H40ZM59 61V60H58ZM83 61V59H82ZM95 61V60H94ZM238 61V60H237ZM241 61V60H240ZM246 61V60H245ZM42 62V61H41ZM49 62V61H48ZM62 62V60L60 61V63ZM65 62V61H63ZM62 62V63H63ZM86 62V60H85ZM83 61V63H85ZM98 62V61H97ZM252 62V60H251ZM47 63V62H45ZM59 63V62H58ZM87 63V62H86ZM170 63V61H169ZM174 63V62H173ZM229 63H232L231 61ZM243 63V57H242V62H239V64H242ZM245 63V62H244ZM249 62V64L251 66H255V63L253 64ZM259 63V64H258ZM263 63V62H261ZM41 64V66H42ZM67 64V63H66ZM69 64V63H68ZM100 64V62H99ZM208 64H210V68H206V65L207 67ZM225 64V65H224ZM246 64V63H245ZM244 64V66H245ZM62 65V64H61ZM60 65V66H61ZM94 65V64H93ZM169 65V64H168ZM171 65V64H170ZM180 65V64H179ZM230 65V64H229ZM247 65V64H246ZM39 68L41 67L40 64L37 65ZM36 66V68H37ZM59 66V67H60ZM71 66V65H70ZM74 66V65H73ZM82 66V65H81ZM85 66V65H84ZM99 66V65H98ZM178 66V65H177ZM231 66V65H230ZM248 66V65H247ZM261 66V65H260ZM263 69H264V63H263ZM261 66V67H262ZM63 67V66H62ZM66 67V66H65ZM72 67V66H71ZM79 67V66H78ZM86 67V66H85ZM90 67V66H89ZM88 67V68H89ZM95 67V65H94ZM101 67V66H100ZM182 67V66H181ZM182 67V68H183ZM229 67V66H228ZM241 67V66H239ZM238 67V68H239ZM246 67V66H245ZM244 67V68H245ZM259 67V66H258ZM260 67V68H261ZM42 68V69H43ZM67 68V67H66ZM167 68V69H166ZM177 68V67H176ZM257 68V67H255ZM259 68V69H260ZM60 69V68H59ZM63 69V68H62ZM83 69V68H81ZM99 68H96V70H98ZM167 70L168 72H163L164 70ZM228 69V68H227ZM234 69V68H233ZM242 69V68H240ZM239 69V70H240ZM262 69V68H261ZM68 70V69H67ZM79 70V69H78ZM85 70V68H84ZM91 70V69H90ZM165 70V71H166ZM256 70V69H255ZM89 71V70H88ZM192 71V72H193ZM194 71V72H195ZM205 71V72H204ZM210 71V74L208 73ZM231 71V70H230ZM233 71V70H232ZM242 73H244V71H246V69H242ZM42 72V71H41ZM40 72V73H41ZM69 72V71H68ZM78 72V71H77ZM80 72V71H79ZM97 72V71H96ZM95 72V73H96ZM104 72V70H103ZM171 72V73H170ZM187 72H190L187 71ZM193 72V73H194ZM234 72V71H233ZM241 72V71H240ZM255 72H260V70H258L257 68V71ZM35 73V72H34ZM37 74L39 73L38 71L36 72ZM52 73V72H51ZM82 74V72H80ZM89 73V72H88ZM91 73V72H90ZM98 73V72H97ZM260 73H263V71H261ZM84 74V73H83ZM93 74V73H92ZM100 74V73H99ZM103 74V73H102ZM231 74V73H230ZM246 74V73H245ZM244 74V76H245ZM252 74V73H250ZM39 75V74H38ZM54 75V74H53ZM91 75V74H90ZM227 75V74H226ZM234 78H235V74H233ZM243 75V74H242ZM255 75V74H254ZM41 76V75H40ZM87 76V75H86ZM95 76H97L95 74ZM248 76V75H247ZM258 76V75H257ZM260 76V75H259ZM258 76V77H259ZM99 77V75H98ZM103 77V76H102ZM222 77V78H221ZM40 78V77H38ZM51 78V77H50ZM92 78H96V77H92ZM101 78V77H100ZM98 78V79H100ZM225 78V77H224ZM229 78V77H228ZM254 78V77H253ZM260 78V77H259ZM259 78H258V81H259ZM264 78V77H263ZM262 78V79H263ZM83 79V78H82ZM86 79V78H85ZM90 79V78H89ZM88 79V80H89ZM41 80V79H39ZM51 80V79H50ZM81 80V79H80ZM92 80V79H91ZM90 80V81H91ZM228 80V79H227ZM230 80V78H229ZM232 80L231 79V83H232ZM256 80V79H255ZM261 80V79H260ZM83 81V80H82ZM85 81V80H84ZM93 81V80H92ZM95 81V79H94ZM97 81V80H96ZM101 81V80H100ZM225 81V80H224ZM250 81V80H249ZM264 81V80H263ZM38 82V81H37ZM42 82V80H41ZM80 82V81H79ZM106 82V81H105ZM187 82V81H186ZM236 82V81H235ZM234 82V83H235ZM248 82V81H247ZM39 83V82H38ZM63 83V82H62ZM65 83V82H64ZM101 83V82H100ZM104 83V82H103ZM238 83V82H237ZM256 83V82H255ZM259 85H262L261 84V81L258 82ZM257 83V85H258ZM36 84V82H35ZM54 84V82H53ZM52 84V85H53ZM71 84V83H70ZM73 84V83H72ZM99 84V83H98ZM166 84V85H167ZM186 84V83H185ZM218 84V83H217ZM222 84H226V83H222ZM228 84V82H227ZM233 84V83H232ZM248 84V83H247ZM37 85V86H39ZM94 85V84H93ZM103 85V84H102ZM105 85V84H104ZM108 85V84H107ZM184 85V84H183ZM237 85V84H236ZM258 85V86H259ZM36 85H34L35 87ZM36 86V87H37ZM55 86V85H54ZM58 86V85H57ZM56 86V88H57ZM66 86V85H65ZM99 86V85H98ZM110 86V85H109ZM108 86V87H109ZM170 86V85H169ZM246 86V85H245ZM32 88L31 90L35 89V88ZM43 87V88H42ZM76 87V86H75ZM168 87V86H167ZM222 87V86H221ZM220 87V88H221ZM250 87V86H249ZM256 87V86H255ZM260 87V86H259ZM263 87V86H262ZM262 87H260V89H257L256 91H252L250 94L253 95L254 94V102H252L253 105H249V109L247 111V108H246V112L248 114V119H246V116L244 114V117L242 114L241 117L242 118H245V119H242V118H239L240 121H242L246 127V137L245 134L242 137H244L242 139L241 136L237 137L238 138H241L242 140H235L236 136H231V135H236V134H233V132H229L228 133V126L225 122L229 121V120H225L224 122V119L226 117L231 116L232 114L230 112H232L231 110L229 111V108H228V111L226 113H224V110H223V113H217L218 114V118H217V121L218 120H221V126L222 124H226V125H223L222 128L225 129V140L227 139L226 135L234 138V144H235V141L237 144H240L241 148L244 149L241 150L243 152H245V155H247V163L242 165L244 166V169L246 170H243L244 171H247L248 167H250V173L249 170L246 172L248 174H252V176H244L245 178H243V182L240 183L242 184L245 188V192L246 193H249L250 196H251V203L249 205V207L245 206L244 208L247 207V218L250 219L251 221H258L256 219H260V223H262L263 225V221H264V196H263V192H264V189H263V192H260L258 189H260V187H258V189H256V186H258L257 184L260 185V181L264 182V87L262 89ZM98 88V87H97ZM101 88V86L99 87ZM104 88V87H103ZM106 88V86H105ZM170 88V87H169ZM179 88V87H178ZM189 88V87H188ZM224 88V86L222 87ZM30 89V88H28ZM115 89V90H114ZM176 90V88H174ZM180 89V88H179ZM253 89V88H252ZM256 89V88H255ZM76 90V89H75ZM94 90V89H93ZM92 90V91H93ZM113 90V91H112ZM170 90V89H169ZM168 90V91H169ZM174 90V92H175ZM187 90V89H186ZM189 90H192V89H189ZM198 90V91H197ZM226 91V89H223ZM227 90H228V87H227ZM30 91V90H29ZM38 91V92H37ZM43 91V90H42ZM58 91V90H57ZM56 91V92H57ZM62 91V90H61ZM60 91V93H61ZM91 91V92H92ZM97 91V90H96ZM100 91V90H99ZM103 91V90H102ZM113 93H112V92ZM115 91V92H114ZM168 91L165 92L168 94ZM177 91V90H176ZM55 92V93H56ZM65 91H63L64 93ZM68 92V91H67ZM87 92V91H86ZM107 92V91H105ZM169 92H172V91H169ZM192 92V91H191ZM194 92V94H195ZM237 92V91H236ZM248 92H250V90H248ZM254 92V93H253ZM41 93V91H40ZM62 93V95H63ZM99 93V92H98ZM179 93V92H177ZM201 93V94H200ZM230 93V92H229ZM57 94V93H56ZM55 94V95H56ZM59 94V93H58ZM65 94V93H64ZM86 94V93H85ZM96 94V93H94ZM103 94V93H102ZM225 94V93H224ZM238 94V93H237ZM67 95V94H66ZM69 95V94H68ZM101 95V93H100ZM176 95V94H175ZM174 95V96H175ZM192 95V94H191ZM88 96V95H86ZM230 96V95H229ZM50 97V98H49ZM59 97V96H57ZM156 97V98H154ZM162 97V96H161ZM193 97V96H192ZM54 98V97H53ZM62 98V97H61ZM60 98V99H61ZM85 98V96H84ZM92 98V97H91ZM97 98V97H96ZM95 98V99H96ZM102 98V97H101ZM105 98V97H104ZM173 98V97H172ZM217 98V99H216ZM39 99V101H37ZM93 99V98H92ZM99 99V98H98ZM164 99H166L167 101V98L164 97ZM176 99V98H175ZM201 99V100H202ZM249 100H251V98L249 97L248 98ZM246 99V100H248ZM35 100L39 103L40 100L43 102V107H42V102L41 104L37 105V102H36V106H35ZM94 100V99H93ZM103 100V99H101ZM171 100V99H170ZM173 100V99H172ZM221 100V99H220ZM223 100V99H222ZM56 101V100H55ZM61 101V100H60ZM87 101V100H86ZM98 101V100H97ZM105 101V100H104ZM102 101L104 104H103V107L105 105V102L107 101ZM108 101V102H109ZM178 101V100H177ZM52 102V101H51ZM89 102V101H88ZM92 102V101H91ZM90 102V103H91ZM96 102V101H95ZM101 102V101H100ZM107 102V103H108ZM239 102V101H238ZM237 102V103H238ZM71 103V102H70ZM85 103V102H84ZM98 103V102H97ZM213 103V102H212ZM219 103V102H218ZM224 103V102H223ZM233 103V102H232ZM89 104V103H88ZM231 104V103H230ZM251 104V103H249ZM58 106V104H56ZM64 105V104H63ZM90 105V104H89ZM93 105V104H92ZM97 105V104H96ZM99 105V103H98ZM97 105V106H98ZM165 105V104H163ZM167 105V104H166ZM169 105V104H168ZM172 105V104H171ZM204 105V104H202ZM201 105V106H202ZM241 105V103H240ZM243 105L244 103H242V108L243 109ZM247 105V104H246ZM39 106V107H37ZM55 106V107H57ZM61 106V105H60ZM70 106V105H69ZM95 106V105H94ZM106 106V105H105ZM204 106V107H205ZM214 106H218V105H215V102H214ZM64 107H67V106H64ZM64 107L62 106V108L64 109ZM107 107V108H108ZM216 109V110H213L212 109ZM235 107V106H234ZM233 107V108H234ZM246 107V106H245ZM59 108V107H58ZM61 108V107H60ZM90 108V107H89ZM98 109V107H96ZM102 108V107H101ZM100 108V110H101ZM223 108V107H222ZM225 108V107H224ZM93 109V108H92ZM59 110V109H58ZM68 110V109H67ZM66 110V111H67ZM96 110V109H95ZM103 110V109H102ZM105 111V110H103ZM204 110V109H202ZM226 110V108H225ZM65 111V110H63ZM75 111V110H74ZM78 111V110H77ZM94 111V110H93ZM108 111V110H107ZM109 111L107 114H109ZM59 112V111H58ZM69 112V111H68ZM218 112V111H217ZM221 112V111H220ZM241 112V111H240ZM99 113V112H97ZM104 113V112H103ZM106 113V112H105ZM204 113V112H203ZM229 113V114H228ZM245 113V112H244ZM62 114V113H61ZM92 114V113H91ZM90 114V115H91ZM96 114V113H95ZM172 114V113H171ZM225 116L226 117H223L224 119H222V116ZM227 114V115H226ZM236 113H234L235 115ZM239 114V113H238ZM237 114V115H238ZM64 115V114H63ZM62 115V116H63ZM93 115H94V112H93ZM101 115V114H100ZM103 115V114H102ZM105 115V114H104ZM233 115V116H234ZM59 116V115H58ZM65 116V115H64ZM96 116V115H95ZM94 116V117H95ZM164 116H165V113H164ZM169 116V115H168ZM180 116V115H179ZM216 116V115H215ZM61 117V115L59 116V118ZM72 117V116H71ZM103 117V116H102ZM101 117V120L103 119ZM109 117L110 119V116H107ZM114 117V116H113ZM170 117V116H169ZM66 118V116H65ZM74 118V117H73ZM85 118V117H84ZM83 118V119H84ZM87 118V117H86ZM105 118V117H104ZM172 118V117H171ZM63 119V118H62ZM61 119V120H62ZM95 119V118H94ZM209 119V118H208ZM237 119V118H236ZM234 119V120H236ZM242 119V120H241ZM60 120V119H58ZM60 120V121H61ZM66 120H68L66 118ZM65 119L63 120V122H61L63 125L66 124L64 123L66 121ZM88 120V119H86ZM111 120V119H110ZM150 120H155V128H153V126L151 128H153L152 130L150 129L149 130V126L151 125V123L149 122ZM166 120V119H165ZM205 120V119H204ZM213 120V119H212ZM233 120V118H232ZM244 120V121H243ZM82 121V120H81ZM104 123L106 121L103 120ZM159 121V122H158ZM59 122V121H58ZM68 123L70 121H67ZM85 122V121H84ZM91 122V121H90ZM235 122V121H234ZM232 122V123H234ZM57 123V122H56ZM88 123V122H87ZM86 123V124H87ZM97 123V122H96ZM100 122H98L99 124ZM150 123V124H149ZM159 123V124H158ZM161 123H162V120H161ZM220 123V121L218 122ZM240 123V122H238ZM60 124V122L58 123ZM61 124V126H62ZM83 124V123H82ZM85 124V126H86ZM93 124V123H92ZM172 124V123H170ZM174 124V123H173ZM211 124V123H210ZM214 124H217V123H214ZM230 124V123H229ZM235 124V123H234ZM29 125V124H28ZM57 125V124H56ZM69 125V124H68ZM67 125V126H68ZM75 125V124H74ZM88 125V124H87ZM91 125V124H90ZM108 125V126H109ZM161 125H164L163 123ZM219 125V124H218ZM217 125V127H218ZM243 125V124H242ZM66 126V127H67ZM95 128L98 127L97 125H94ZM101 126V124H100ZM211 126V125H210ZM220 126V127H221ZM235 126V125H234ZM236 126H238L236 124ZM45 127V126H44ZM60 127V126H59ZM64 127V126H62ZM81 127V126H80ZM87 127V126H86ZM92 127V125H91ZM230 127V126H229ZM233 127V126H232ZM41 128V127H40ZM68 128V127H67ZM66 128V130H67ZM70 128V127H69ZM89 128V127H88ZM162 127L161 126V131L164 132V130H162ZM210 128V127H209ZM219 128V127H218ZM217 128V129H218ZM36 129V128H35ZM46 129V130H47ZM81 129V128H80ZM86 129V128H85ZM165 129V128H164ZM221 129V128H220ZM235 129V128H233ZM237 130L238 129H241V128H236ZM244 129V128H243ZM34 130V129H33ZM45 131V129H43ZM60 130V138L63 136H65L61 131V129L58 128L57 131ZM70 130V129H69ZM90 131V128L88 129ZM212 130V129H211ZM230 130V129H229ZM54 132L55 133H57ZM76 131V130H75ZM87 131V130H86ZM87 131V132H89ZM93 130H91V134L93 135L92 133ZM95 131V130H94ZM93 131V132H94ZM159 132L160 134L162 132ZM217 131V130H216ZM232 131V130H231ZM241 131H243L241 129ZM89 132V133H90ZM96 132V131H95ZM220 131H218V134L217 135H220L221 134L223 135V133L219 134ZM236 132V131H235ZM34 133V134H33ZM44 133V132H43ZM49 133V132H48ZM165 133V132H164ZM217 133V132H216ZM232 133V134H231ZM239 133V131H238ZM244 133V132H242ZM41 134V133H39ZM51 133H49L50 135ZM58 134V133H57ZM55 134V135H57ZM90 134V135H91ZM102 134H100L101 136H103ZM163 134V133H162ZM229 134V135H228ZM53 135H50V136H55ZM216 135V137H217ZM240 135V133H239ZM40 136V135H39ZM49 136V137H50ZM58 136V135H57ZM152 136V134H151ZM179 136V135H178ZM182 136V135H180ZM41 137V136H40ZM44 137V136H43ZM67 137H69L67 135ZM67 137H62L61 138V141L62 139L64 138H67ZM72 137H73V134H72ZM86 137V136H85ZM91 137H94V136H91ZM97 137V135L95 136ZM154 137H157V136H154ZM161 138V136H158ZM222 137V136H221ZM51 138V137H50ZM56 138V137H55ZM101 137H99L100 139ZM147 138V137H146ZM174 138V137H173ZM176 138V137H175ZM42 139V138H40ZM56 139H59L56 138ZM55 139V140H56ZM69 139V138H67ZM67 139H64V141H66ZM71 139V138H70ZM76 139V137H75ZM96 139V138H94ZM156 139V138H155ZM158 139V138H157ZM217 139V138H216ZM215 139V140H216ZM220 139V138H219ZM224 139V138H223ZM153 140V136H152V139ZM229 140V139H228ZM49 141V140H48ZM59 142L58 140L56 141V145L58 143V148H61L62 149V152L65 153V155H69L67 154L68 151H64L67 149V147L65 148V144L62 145L60 147V143L62 142ZM74 141V140H73ZM71 140V142H73ZM78 142V140H76ZM81 141V140H80ZM79 141V142H80ZM103 140H101L99 143H101ZM149 141V140H148ZM156 141V140H155ZM177 141V140H175ZM230 141V140H229ZM228 141V142H229ZM42 141H40L41 143ZM97 141L95 140V143ZM160 142V141H159ZM158 142V143H159ZM215 142V141H214ZM231 142V141H230ZM240 142V143H239ZM39 143V144H40ZM54 143V141H53ZM65 143V142H64ZM67 143V142H66ZM75 143V141H74ZM81 143V142H80ZM94 143V144H95ZM157 143V142H156ZM157 143V144H158ZM218 143V142H217ZM222 143V142H220ZM44 144V142H43ZM63 144V143H62ZM82 144V143H81ZM145 144V145H144ZM156 144V145H157ZM228 144V143H227ZM226 144V145H227ZM33 145L37 146V147H40V149H37V156L33 155L35 154V151H33ZM53 145V144H52ZM51 145V146H52ZM80 145V144H79ZM83 145V144H82ZM92 145V144H91ZM97 145V144H96ZM144 145V146H143ZM148 145V146H146ZM160 145V144H159ZM225 145V143H224ZM232 145V144H231ZM30 146L32 147L30 150ZM35 146V147H36ZM75 146V145H74ZM90 146V145H89ZM95 146V145H94ZM151 146H154V145H151ZM222 146V145H221ZM229 146V145H228ZM72 147V146H71ZM82 147V146H81ZM87 147V146H86ZM91 147V146H90ZM101 147V146H100ZM155 147V146H154ZM163 147V146H162ZM65 148V149H64ZM94 148V147H93ZM98 148V147H97ZM106 148V147H104ZM174 148V147H173ZM225 148V147H224ZM236 148V147H235ZM239 148V147H237ZM240 148V149H241ZM52 149V148H51ZM64 149V150H63ZM73 149V148H72ZM71 149V150H72ZM96 149V147L94 148V150ZM152 149V148H150ZM155 149V148H153ZM158 149V148H157ZM154 150L155 151H157ZM36 150V149H34ZM45 151V148L43 149ZM69 150V148H68ZM82 150V149H80ZM97 150V149H96ZM163 150V149H162ZM30 154V152H32ZM43 151V152H44ZM47 151V150H46ZM45 151V153H46ZM101 151V150H100ZM106 151V150H105ZM149 151V152H148ZM61 151H59V153H62ZM67 152V153H66ZM72 152V151H70ZM98 152V151H97ZM167 152V151H166ZM231 152V150H230ZM233 152V151H232ZM48 153V152H47ZM53 153V152H52ZM56 153V152H55ZM59 154V156L61 155L60 157V160L61 158L65 159L66 157L68 156H64L63 157V154ZM156 153V152H155ZM234 153V152H233ZM109 154V153H108ZM157 154V153H156ZM173 154V153H172ZM221 154V153H220ZM45 155V154H44ZM52 155V154H51ZM56 155V154H55ZM72 155V154H70ZM69 155V156H70ZM109 155V156H110ZM150 155V153L148 154ZM228 155V154H227ZM244 155V157H242V154L240 155L242 157V160H244L246 158V156ZM35 156V157H34ZM90 156V155H89ZM151 156V155H150ZM153 156V154H152ZM163 156V155H162ZM168 156V155H167ZM219 156V155H218ZM232 156V154L230 155ZM233 155V159H235L236 161L238 160L235 156ZM57 157V156H56ZM98 157V156H97ZM154 157V156H153ZM157 157V156H155ZM225 157V156H224ZM228 157V156H227ZM238 157V156H237ZM47 158V157H46ZM110 158V157H109ZM151 158V157H150ZM162 158V157H161ZM168 158V157H167ZM166 158V159H167ZM174 158V157H173ZM69 159H72L71 156L69 157ZM67 159V160H69ZM91 159V158H90ZM158 159V157H157ZM227 159V158H226ZM240 159V158H239ZM54 160V159H53ZM56 160H59V159H56ZM55 160V161H56ZM73 160V159H72ZM233 160V161H235ZM242 160H240L241 162H239V160L237 161L238 165L242 162ZM47 161V159H46ZM62 161V160H61ZM61 161H60V164H61ZM65 161V160H64ZM71 161V160H70ZM79 161V160H78ZM94 162V159L92 160ZM91 161V163H92ZM102 161V160H101ZM100 161V162H101ZM104 161V160H103ZM235 161V162H236ZM50 162V161H49ZM74 162V161H73ZM108 162V161H107ZM154 162V161H152ZM234 162V163H235ZM47 163V162H46ZM54 163V162H53ZM52 163V164H53ZM56 163V162H55ZM58 163V162H57ZM56 163V164H57ZM68 162H66V165H70V164H67ZM70 163V162H69ZM76 163H77V160H76ZM75 163V164H76ZM104 163V162H103ZM55 164V165H56ZM63 164H65L63 162ZM72 164V163H71ZM81 163H79L80 165ZM101 164V163H100ZM236 164V166H238ZM240 164V165H241ZM46 165V164H45ZM65 165V166H66ZM73 165V164H72ZM95 165V164H94ZM155 165V164H154ZM161 165V164H160ZM166 165V164H165ZM245 165L247 166V168L245 167ZM61 165H58V167H60ZM64 166V165H63ZM66 166V167H67ZM148 166V167H147ZM152 166V165H151ZM164 166V165H162ZM240 166L242 169L243 167ZM65 167V169H66ZM69 169H70V166H68ZM89 167V166H88ZM153 167V166H152ZM156 167V166H155ZM234 167V166H233ZM240 167H237V169L241 170L242 172V169ZM48 168V166H47ZM56 168V167H55ZM71 168H73L71 166ZM91 168V167H90ZM100 168V167H99ZM151 168V167H150ZM166 168V167H165ZM168 168V167H167ZM235 168V167H234ZM252 168V169H251ZM61 169V170H62ZM83 169V168H82ZM92 169V168H91ZM152 169V168H151ZM164 169V168H163ZM72 170V169H71ZM94 170V169H93ZM148 170V169H147ZM161 170V168H160ZM187 170V169H186ZM251 170L253 171L251 173ZM52 171V172H50ZM85 171V170H84ZM102 171V170H101ZM150 172L152 170H149ZM153 171H154V168H153ZM233 171V170H232ZM237 171V170H236ZM155 172V171H154ZM154 172H151V174L153 175H150V173L148 174V177L149 175L150 176H154ZM163 172V171H162ZM242 172V173H243ZM70 173V172H69ZM68 173V175H69ZM103 173V172H102ZM116 173V172H114ZM139 173L140 175H137ZM232 173V172H231ZM230 173V174H231ZM237 173H240V171H238ZM245 173V172H244ZM82 175V174H81ZM87 175V174H86ZM96 175V174H95ZM106 175V174H105ZM114 176H112L111 178H109L107 180V185L109 187V189L113 190H117L118 189V184H117V175L116 174H113ZM120 175V172L119 174ZM162 175V174H161ZM166 175V174H165ZM243 176L242 174H236L235 176ZM247 175V174H246ZM70 176V175H69ZM100 176V175H99ZM138 176V177H137ZM175 176V175H174ZM201 176V175H200ZM240 176V177H241ZM103 177V176H102ZM137 177V179H135ZM145 178V176H143ZM163 177V176H162ZM161 177V178H162ZM167 177V176H166ZM234 177V176H233ZM239 177V179H240ZM83 178V177H82ZM104 178V177H103ZM119 178V177H118ZM143 178V179H144ZM160 178V177H159ZM87 179V178H86ZM91 179V178H90ZM100 179V178H99ZM117 179V180H116ZM127 179V181H126ZM134 179L136 181H134ZM147 179H150V178H147ZM154 179V178H153ZM167 179V178H166ZM236 179V178H234ZM238 179V177H237ZM242 179V177H241ZM66 180H67V175H66ZM65 180V181H66ZM93 180V179H92ZM158 180H161V179H158ZM164 180V179H163ZM162 180V181H163ZM68 181V180H67ZM66 181V182H67ZM72 181V180H71ZM70 181V182H71ZM142 181V180H141ZM146 181V178L145 180ZM143 181V182H144ZM236 181H239V180H236ZM235 181V182H236ZM241 181V180H240ZM69 182V183H70ZM81 182V181H80ZM91 182V181H90ZM95 182V181H94ZM98 182V179L97 181ZM119 182H120V179H119ZM123 182V181H122ZM124 182V183H125ZM132 182H135V183H132ZM149 182V180H148ZM146 182V183H148ZM152 181L150 180L149 183H151ZM132 183V184H131ZM136 183H138L136 185ZM160 183V182H159ZM169 183V182H168ZM63 184H65L63 186ZM75 184V183H74ZM74 184H73V187H74ZM100 184H103L102 182ZM144 184V183H143ZM152 184V183H151ZM165 184V183H163ZM181 184V183H180ZM239 184V183H238ZM263 184V183H262ZM262 184H261V187H262ZM106 185V186H107ZM124 185L121 189V191L123 190L124 191V200L125 201H129L128 199V196L130 195V192L128 193L127 191L128 190H124L126 188L125 184H122ZM142 185V184H141ZM148 185V184H147ZM193 185V184H192ZM78 186V185H77ZM99 186V185H97ZM96 186V187H97ZM143 186V185H142ZM102 187V186H101ZM125 187V188H124ZM144 187H147L144 185ZM142 187V188H144ZM165 187V185L163 186ZM264 187V186H263ZM72 188V187H71ZM77 188V187H76ZM152 188V187H151ZM157 188V187H156ZM63 189V190H62ZM69 189V188H68ZM67 189V191H68ZM104 189V188H102ZM108 189V188H107ZM119 189V191H120ZM161 189V188H160ZM138 190V189H137ZM141 190V189H140ZM148 189L146 188L145 189V192H147ZM239 190H242V189H239ZM238 190V191H239ZM258 190V192H257ZM119 191H116L117 193H119ZM128 193V196L126 194V192ZM130 191V190H129ZM136 191V190H135ZM170 191V190H169ZM237 191V192H238ZM106 192V190H105ZM109 192V190H108ZM132 192V191H131ZM137 192V191H136ZM141 192V191H140ZM149 192V191H148ZM152 192V191H151ZM164 192V191H163ZM167 192V191H166ZM242 192V191H241ZM70 193V192H69ZM79 193V192H78ZM85 193V192H83ZM83 193L81 194L83 196ZM87 193V192H86ZM94 193V192H93ZM144 193V191H143ZM142 193V194H143ZM161 193V192H160ZM72 194V193H71ZM112 194V193H110ZM115 194V193H114ZM138 194V193H137ZM162 194V193H161ZM67 195V194H66ZM79 195V194H78ZM80 195V196H81ZM105 195V194H104ZM122 195V194H121ZM132 195V194H131ZM139 195V194H138ZM141 195V194H140ZM139 195V196H140ZM146 193L143 195L145 196ZM148 195V193H147ZM63 196V194H62ZM85 196V195H84ZM109 196V199H110V195L108 194ZM116 196V194H115ZM133 196V195H132ZM242 196H243V193H242ZM246 196V195H245ZM60 197V196H59ZM68 197V196H67ZM87 197V196H86ZM93 197V196H92ZM119 197V196H118ZM138 197V196H137ZM151 197V196H150ZM159 197V196H158ZM62 198V197H60ZM59 198V199H60ZM66 198V197H65ZM89 198V197H88ZM117 201L118 199L116 197H114ZM130 198V197H129ZM144 198V197H143ZM147 198V197H146ZM164 198V197H163ZM242 198V197H241ZM248 198V197H247ZM84 199V198H83ZM100 199V198H99ZM113 199V197H112ZM142 198H140L141 200ZM58 200V199H57ZM65 200V199H64ZM70 200V198H69ZM87 200V199H86ZM91 200V199H89ZM93 200V199H92ZM111 200V199H110ZM115 200V201H116ZM135 200V199H134ZM139 200V199H138ZM137 200V201H138ZM145 200V198H144ZM142 200V201H144ZM164 200V199H163ZM63 201V200H62ZM95 201V199H94ZM97 201V200H96ZM101 201V200H100ZM240 201V200H239ZM61 202V200H60ZM59 202V203H60ZM64 202V201H63ZM70 202V201H69ZM83 202V201H82ZM88 202V201H87ZM93 203V201H91ZM120 202V200H119ZM125 202V203H127ZM132 202V201H131ZM134 202V201H133ZM241 202V201H240ZM58 203V202H57ZM58 203V204H59ZM68 203V202H67ZM84 203V202H83ZM95 203V202H94ZM97 203V202H96ZM100 203V202H98ZM118 203V202H117ZM130 203V201H129ZM128 203V204H129ZM141 203V202H140ZM157 203V202H156ZM178 203V202H177ZM176 203V205H177ZM193 203V202H192ZM242 203V202H241ZM244 203V202H243ZM106 204V203H105ZM112 202H111V206H112ZM119 204V203H118ZM118 204H113L114 206ZM127 205H124L125 207L127 206L128 207H131L134 209V211L137 209V206L134 205L135 203H130L131 205L128 206ZM134 206H133V205ZM143 204V203H142ZM170 204V203H169ZM207 204V203H206ZM61 205V204H60ZM63 205V204H62ZM69 205V204H68ZM81 205H83L81 203ZM90 205V204H88ZM93 205V204H92ZM97 205V204H96ZM96 205H94L96 207ZM121 205V203H120ZM119 205V206H120ZM159 205V204H158ZM65 208L66 205L64 203ZM85 206V204L83 205ZM87 206V205H86ZM104 206V205H103ZM118 206V207H119ZM157 205H155L156 207ZM61 207V206H60ZM70 207V206H69ZM73 207V206H72ZM106 207H108L106 205ZM116 207V206H115ZM121 207V206H120ZM136 207V209H135ZM159 207V206H158ZM100 208V207H99ZM111 208V207H110ZM243 208V209H244ZM68 209V208H67ZM81 209V208H80ZM79 209V210H80ZM113 209V208H112ZM111 209V210H112ZM162 209V208H161ZM173 209V208H172ZM242 209V210H243ZM55 210L56 213L55 214ZM58 210V211H57ZM60 210H63V209H60ZM86 210V209H85ZM84 210V211H85ZM89 210V209H88ZM97 210V209H96ZM106 210V209H105ZM108 210V209H107ZM117 210V209H116ZM128 210V209H127ZM131 210V209H130ZM160 210V209H159ZM82 211V210H81ZM80 211V213H81ZM99 211V210H98ZM115 211V209L113 210ZM118 211V210H117ZM116 211V212H117ZM132 211V210H131ZM161 211V210H160ZM175 211V210H174ZM63 212V211H62ZM66 212V211H65ZM89 212H92L93 211H89ZM103 212V211H102ZM107 212V211H106ZM123 212V211H122ZM137 212V211H136ZM215 212V211H214ZM75 213V212H74ZM84 213V212H83ZM88 213V212H87ZM112 216V213L109 212ZM129 213V211L126 212V214ZM189 213V212H188ZM245 213V212H244ZM263 213V217L260 218L261 214ZM94 214V213H93ZM100 214V213H99ZM109 214V215H110ZM130 214V213H129ZM129 214H127L129 216ZM136 214V213H135ZM143 214V213H142ZM146 214V213H145ZM195 214V213H194ZM56 215V216H55ZM65 215V214H64ZM86 215V214H85ZM101 215V214H100ZM115 215V213H114ZM117 215V214H116ZM119 215V214H118ZM121 215V214H120ZM124 215V214H122ZM137 215V214H136ZM168 215V214H167ZM222 215V214H221ZM246 215V214H245ZM78 216V215H77ZM91 216V215H90ZM94 218L95 216L92 215ZM107 216V215H106ZM125 217H128L126 215H124ZM185 216V215H184ZM58 217V218H57ZM124 217V218H125ZM137 217L140 218L139 215H137ZM143 217V215L141 216ZM69 218V216L67 217ZM75 218V217H73ZM78 218V217H77ZM93 218V219H94ZM112 218V217H111ZM263 218V219H262ZM66 219V218H65ZM86 219V218H85ZM100 219V218H99ZM127 219V218H126ZM130 220V218H128ZM127 219V220H128ZM142 219V218H140ZM147 219V218H146ZM247 219V220H248ZM262 219V220H261ZM58 220V221H57ZM64 220V219H63ZM68 220V219H67ZM70 220V219H69ZM72 220V219H71ZM70 220V222H71ZM79 220V219H78ZM97 220V218H96ZM123 220V219H122ZM126 220V221H127ZM199 220V219H198ZM62 219L60 220V223H61ZM81 221V220H79ZM89 221V220H88ZM87 221V222H88ZM103 221V220H102ZM107 221V220H106ZM160 221V220H159ZM178 221V220H177ZM211 221V220H210ZM56 222V223H55ZM58 222V223H57ZM64 222V221H63ZM68 222V221H67ZM76 222V220H75ZM111 222V221H110ZM117 222V221H115ZM123 222V221H122ZM129 222V221H128ZM132 222V220H131ZM139 222V221H138ZM252 222V224H253ZM72 223V222H71ZM78 223V222H77ZM105 225V221L103 222ZM107 223V222H106ZM135 223V222H134ZM133 223V224H134ZM148 223V222H147ZM202 223V222H201ZM250 223V221H249ZM259 223V224H260ZM65 224V223H64ZM68 224V223H67ZM70 224V223H69ZM102 224V223H101ZM119 224V223H118ZM127 224V223H126ZM131 226H132V223H129ZM142 224V223H141ZM251 224V225H252ZM255 224V225H254ZM253 227L256 229V226L257 224L254 223ZM72 225V224H71ZM77 225V224H76ZM111 225V223H110ZM114 225V224H113ZM122 225V224H121ZM124 225V224H123ZM129 225V226H130ZM153 225V224H152ZM158 225V224H157ZM169 225V224H168ZM247 225V224H246ZM250 225V224H249ZM59 226V225H58ZM57 226V227H58ZM62 226V225H61ZM60 226V227H61ZM64 226V225H63ZM62 226V227H63ZM66 226V225H65ZM73 226V225H72ZM75 226V225H74ZM84 226V225H83ZM89 226V225H88ZM117 226V225H116ZM130 226V227H131ZM142 226V225H140ZM139 226V227H140ZM224 226V225H223ZM264 226V225H263ZM56 227V225L54 226ZM68 227V226H67ZM95 227V226H94ZM102 227V226H101ZM120 227V226H119ZM122 227V226H121ZM120 227V228H121ZM127 227V226H126ZM134 227V226H133ZM137 227V226H136ZM150 227V226H149ZM51 228V229H50ZM87 228V227H86ZM99 228V226L97 227ZM96 228V229H97ZM107 230V227H104L102 228L103 231ZM117 228V227H116ZM247 228V226H246ZM264 228V227H263ZM261 228V229H263ZM63 228L59 229V230H62ZM66 229V228H65ZM64 229V231H65ZM69 229V228H68ZM101 229V228H100ZM101 229V231H102ZM115 229V228H114ZM118 230V234L121 235L120 231L124 228H121V230L119 231V228H117ZM217 229V228H216ZM253 229V228H252ZM251 229V230H252ZM259 229V228H258ZM57 230V228H56ZM54 230L53 233L56 231ZM89 230V229H88ZM105 230V232H106ZM109 230V229H108ZM111 230V229H110ZM131 230V229H130ZM133 230V228H132ZM62 231V233L64 232ZM93 231V229H92ZM102 231V232H103ZM129 231V230H128ZM127 231V232H128ZM135 231V230H134ZM138 232H140L139 230H137ZM148 231V230H147ZM171 231V230H170ZM250 231V230H249ZM258 231V230H257ZM260 231V230H259ZM264 230H262L263 232ZM60 232V231H59ZM70 232V231H69ZM97 232V231H96ZM105 232H103V236L105 234V238L103 241L106 242L105 239H107L108 236ZM116 232V231H115ZM122 232V231H121ZM125 232L123 233V236L125 237V235H127L128 233ZM133 232V231H132ZM137 232V233H138ZM149 232V231H148ZM151 232V231H150ZM185 232V231H184ZM194 232V231H193ZM254 232V231H253ZM49 233V234H48ZM66 233V232H65ZM64 233V234H65ZM85 233V232H84ZM130 233V232H129ZM163 233V232H162ZM188 233V232H187ZM200 233V232H199ZM205 233V232H204ZM252 233V232H251ZM57 234V232H56ZM95 234V233H94ZM93 234V236H94ZM116 234V233H115ZM134 234V233H133ZM151 234V233H150ZM186 234V232H185ZM208 234V233H207ZM259 234V232H258ZM261 234V232H260ZM259 234V235H260ZM59 235V234H58ZM66 235V234H65ZM64 235V236H65ZM69 235V234H68ZM91 235V234H89ZM136 235V234H135ZM140 235V234H139ZM262 235H264L262 233ZM61 236V235H60ZM129 237L127 238H130L128 240H131L130 243L132 242V236L130 237V235H128ZM146 236V235H145ZM170 236V235H169ZM189 236V235H188ZM223 236V235H222ZM261 236V235H260ZM52 237V240H50L49 238ZM59 237V236H58ZM63 236H61L62 238ZM67 237V236H66ZM65 237V238H66ZM112 237V236H111ZM118 237V236H117ZM122 237V235H121ZM121 237L119 238H116V237H113V238H116L115 240L119 239V240H122V244L123 245H120L119 244V241H115V243L117 244V248H115V246H113L114 248L113 249H119L121 250L122 248L123 249H128L130 248V243L128 242V244L126 243V240L127 238H124V239H121ZM134 237V236H133ZM147 237V236H146ZM156 237V236H155ZM166 237V236H165ZM171 237V236H170ZM263 237V236H262ZM60 240H64L65 238H62ZM69 238V236H68ZM93 238V237H92ZM97 238V237H96ZM100 238V237H99ZM112 238V240H113ZM172 238V237H171ZM59 239V238H58ZM95 239V238H94ZM110 239V238H108ZM107 239V240H108ZM60 240L56 241V243L54 244H57ZM92 240V239H91ZM100 240V239H99ZM111 240V239H110ZM125 240V241H124ZM136 240V239H135ZM152 240V239H151ZM157 240V239H156ZM261 240V239H260ZM90 241V240H89ZM93 241V240H92ZM134 241V240H133ZM140 241V240H139ZM154 241V240H153ZM194 241V240H193ZM69 242V241H68ZM118 242V243H117ZM141 242V241H140ZM149 242V241H148ZM188 242V241H187ZM203 242V241H202ZM60 243L62 244V241H60ZM65 243V241H64ZM85 243V242H84ZM89 243V242H88ZM93 243V242H92ZM114 243V242H113ZM114 243V245H115ZM137 243V241H136ZM153 243V242H152ZM156 243V242H155ZM160 243V242H159ZM165 243V242H164ZM168 243V242H167ZM170 243V242H169ZM60 244V245H61ZM66 244V243H65ZM94 244V243H93ZM110 244V242H109ZM112 244V243H111ZM120 246H119V245ZM129 245L127 247V245ZM157 244V243H156ZM59 245V244H57ZM92 245V244H91ZM97 245V244H96ZM107 245V244H106ZM138 245V244H137ZM158 245V244H157ZM188 245V244H187ZM67 246V245H66ZM89 246H90V243H89ZM98 246V245H97ZM96 246V247H97ZM103 246V245H102ZM109 246V245H108ZM122 248L120 249L119 247ZM136 246V245H135ZM141 246V245H140ZM54 247V248H53ZM61 247V246H60ZM58 247V249L60 248ZM93 247V246H92ZM91 247V249H92ZM112 247V245H111ZM109 246V248H111ZM125 247V248H124ZM150 247V246H149ZM94 248V247H93ZM132 248V247H131ZM137 248V247H136ZM142 247L138 248L141 249ZM148 248V247H147ZM153 248V247H152ZM157 248V247H156ZM155 248V249H156ZM186 248V247H185ZM62 249V247H61ZM64 249V248H63ZM94 249H97V248H94ZM108 249V248H107ZM151 249V248H150ZM162 249V247H161ZM172 249V248H171ZM70 250V249H69ZM79 250V249H78ZM100 248H99V251L97 250V253L100 254ZM106 250V248L104 249ZM138 250H137V254H138ZM164 250V249H163ZM56 251V252H55ZM66 251V250H65ZM88 251V250H87ZM102 251V250H101ZM109 251V250H108ZM106 251V252H108ZM114 253H115V250H113ZM124 251V250H123ZM122 252V255L124 254V252ZM141 251V250H139ZM160 251V250H159ZM167 251H168V248H167ZM172 251H174V249H172ZM171 251V252H172ZM221 251V250H220ZM51 252V253H50ZM117 252V255H118V258H115L114 260L113 257H109L108 259H110L111 263L108 262L109 260H107L104 256V260L106 261L107 264H125L123 262L122 259L126 258V256L130 255L131 252L129 251V249L127 250L128 253H126L125 251V255H124V258L123 256L119 253L118 254V251ZM130 252V254H129ZM164 252V251H163ZM170 252V253H171ZM211 252V251H210ZM263 252V251H262ZM60 253L62 254V251L60 250ZM59 252H57L56 255L60 256L62 258L63 254L61 255ZM81 253V252H80ZM89 253V252H88ZM96 253V251H95ZM104 253V252H103ZM102 253V254H103ZM110 253V252H109ZM113 253V252H111ZM152 253V252H151ZM159 253V252H158ZM157 252L155 253L154 252V255L155 258H156V254H158ZM173 253V252H172ZM260 253V252H259ZM67 254V253H66ZM75 254V253H74ZM93 254V253H92ZM101 254V255H102ZM108 254V253H106ZM139 254H141L139 252ZM161 254V253H160ZM163 254V253H162ZM165 254V257H161V258H165V259H168L166 256V253L164 252ZM163 254V255H164ZM187 254V253H186ZM263 254V253H262ZM53 255V254H52ZM85 257L87 256L86 254H84ZM98 255V254H97ZM100 255V256H101ZM111 254H109L110 256ZM114 255V254H113ZM136 255V254H135ZM51 256V255H50ZM76 256V254H75ZM92 256V255H91ZM107 256V255H106ZM119 256H121L119 258ZM151 256V255H150ZM158 256V255H157ZM161 256V255H160ZM172 256V255H171ZM169 256V257H171ZM56 256L52 257L53 259L55 258ZM59 257V258H60ZM82 257V256H81ZM143 257V256H142ZM264 257V256H263ZM48 258H50L48 256ZM47 258V261L49 260ZM60 258V259H61ZM69 258V257H68ZM67 258V259H68ZM96 258V257H95ZM129 258V256L127 257ZM135 258V257H134ZM140 258V257H139ZM154 258V259H155ZM160 258V261H162ZM179 258V257H178ZM59 259V260H60ZM63 259V258H62ZM61 259V260H62ZM89 259V258H88ZM130 259V258H129ZM163 259V260H165ZM174 259V257H173ZM181 259V258H180ZM52 260V259H50ZM58 260V259H57ZM58 260V263L60 262ZM92 260V259H91ZM137 260V259H136ZM182 260V259H181ZM56 261V260H55ZM70 261V260H69ZM125 261V259H124ZM130 261V260H129ZM134 260H132L131 262H133ZM143 262V260H141ZM158 261V259L156 260ZM168 261V260H167ZM173 261V260H171ZM222 261V260H221ZM54 262V261H53ZM99 262V261H98ZM104 262V261H103ZM127 262V260H126ZM154 262V260H153ZM166 262V260H165ZM165 262H161V264H165ZM179 262V261H178ZM192 262V261H191ZM48 264V262H46ZM50 263L52 264V262L50 261ZM61 263V262H60ZM59 263V264H60ZM65 263V262H64ZM70 263V262H69ZM144 263V262H143ZM151 263V262H149ZM160 263V262H159ZM226 263V262H225ZM55 264V262H54ZM104 264V263H103ZM134 264V263H133ZM148 264V263H147ZM156 264H158V262H156ZM171 264V263H170ZM222 264V263H221Z\"/></svg>", "mask_w": 264, "mask_h": 264}]
</instances>
